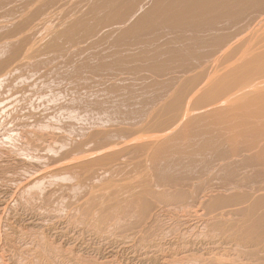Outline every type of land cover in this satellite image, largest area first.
<instances>
[{
    "label": "rangeland",
    "instance_id": "obj_1",
    "mask_svg": "<svg viewBox=\"0 0 264 264\" xmlns=\"http://www.w3.org/2000/svg\"><path fill=\"white\" fill-rule=\"evenodd\" d=\"M4 1V2H3ZM29 0H0V264H264V243L262 241V239H264L261 234L264 232L262 230H264V216L260 215L259 209H264V190H260L259 187L264 185V182L262 180H264V175L262 172V167L260 165V163L257 161H261V159H264V16L261 15L262 17H258L256 18V20L252 23L256 24H252V26H250V28L252 29L253 32L250 31V33H248L249 31H245L244 36L241 39V42L239 43H235L237 44L236 46H234L230 52L226 53L223 52L219 45L220 39L222 38L223 35L227 34L231 29V26L234 23H237L239 20H242L244 18H247L246 15H248V17L251 15L255 14L254 10L261 8L264 3L262 2L263 0H250L249 5H242V6H238L235 7L231 12H227V13H220V14H216L213 15V18H208L206 20V17L203 18L202 20H200L201 22L199 23V26L196 29H192L190 30L189 28H182L179 31H175V32H168L167 35L168 37H172L175 36L177 38H179L180 42L177 44L174 42V45L172 46L171 43H166L164 46L163 44L159 47L158 50H154L155 47L157 46L155 44L151 45L148 47L150 50L147 49L146 44H144V48L141 49L143 47V43H139L140 45L138 46V43H135L139 38L142 41H149L146 38L150 37H146L144 34H148L147 29L149 28L147 27V25L145 26L146 30L145 32L141 33L143 30L142 28L144 27H140L139 28V32L136 31V28H133L135 26L138 27V24L141 20H147L146 23H152L151 20L149 19L154 18L155 20L157 19V15L158 13L156 12V10L159 12V10L161 11L163 9L164 6L159 7V5L164 1L161 0V2H159V0H155L156 2L158 1L157 4H155V7L153 8V6H155L154 4H149L151 3L150 0L145 1L144 2L140 0H136V2H140V4L137 5V7H135V0H112L113 2L115 1L116 6L113 7L112 5L109 6L108 4L106 5V1L108 0H104L105 4L103 6H101L102 2L99 1H95L91 0L89 3H86L84 0H81L83 2L84 5H86V7L84 5L83 8L80 4H82V2L80 0H76L79 1V4L76 3V1L73 3H71V1L69 0L68 3L66 2L67 0H57V4L55 5L56 8L58 6L63 7L64 5L66 7H64V12L66 11H72V12H81L80 17L82 16V18H78L76 19V15L74 13L75 18H73L71 14H64L66 15L63 16L61 13L60 19H59V15L58 14L61 10V8H57L59 11L57 12L58 16H56V10L55 12L54 9L55 6L52 8V6L56 3V0H52V6L49 4L51 3V0H44L45 3H43L42 5L45 6V8H47V14L49 12H51L52 10H50L48 12V7H51V9H53L52 14L53 16L55 15L56 17V24L59 23L60 21V26H58V28L55 26L54 24V17L50 15V18L47 17V14L44 15V12L46 11L42 5L41 7L44 9H41L40 4L35 2V0H30V4L28 3ZM31 1H34L31 2ZM42 1V2H44ZM59 1V4H58ZM65 1L66 3L64 4V2L62 4H60V2ZM89 1V0H88ZM153 1V0H152ZM166 1V2H165ZM165 3H162V5L167 4V2L169 3V0H165ZM39 2V0H38ZM41 2V3H42ZM55 2V3H53ZM99 3V4H95L97 7H95L94 4L92 8H90L89 6L91 5V3ZM134 2V3H133ZM253 2V3H252ZM262 4H261V3ZM32 3V4H31ZM76 3V6H75ZM3 4V5H2ZM39 4V5H38ZM67 4V5H66ZM78 4V5H77ZM89 4V6H87ZM144 4V5H142ZM259 4V5H258ZM58 5V6H57ZM80 5V6H79ZM98 5L100 7H98ZM106 8L109 6L111 8H108V10H113L114 8H116L118 6L117 9H114L115 11L118 10L119 13L116 11H110L109 13H113L115 12V14H109L108 11H106ZM114 5V4H113ZM133 5H135L133 7ZM139 5L141 6V9L137 14L133 13L136 11L135 9L139 7ZM152 5V6H151ZM261 5V7H259ZM48 6V7H46ZM75 6V7H74ZM78 6V7H77ZM122 6L121 8L125 10V14H130V15H126L124 14V16L121 15L120 13V9L119 7ZM147 7V8H144ZM153 8H151V7ZM80 7V8H79ZM106 9L104 11L103 8ZM162 8V9H157V8ZM6 8H8V13L3 15V10H6ZM98 8V10H100V12L95 9ZM100 8V9H99ZM113 8V9H112ZM133 8H134V12H133ZM144 8V10H142ZM88 9V10H87ZM92 9H94V13H92ZM85 10L87 14L85 13ZM98 12H95V11ZM124 10H122V13L124 12ZM147 11V13H145L144 11ZM148 10H153L154 13L150 12L149 17H147L149 14ZM165 10V8H164ZM264 10V9H263ZM38 11H42V14H38ZM84 11V12H83ZM90 11V12H89ZM101 11H103L102 13H106V15L104 14V17L107 21L110 22V15L113 17H117L118 19L114 20L115 17H113V20L116 21L115 25H117L118 22H120L118 25L122 28L119 27L118 29H115V25L112 24L114 23L113 20H111L112 22H110L108 24V22H106V20H104V18L102 16H100ZM142 11L144 12V17H146V19L140 18L137 19L138 22L136 21V19L133 18V16L136 15V18H138L137 15L142 14ZM65 12V13H66ZM71 12V13H72ZM157 14H156V13ZM247 12V13H246ZM254 12V13H253ZM101 13V14H102ZM108 13V14H107ZM118 13V14H117ZM2 14V15H1ZM39 16H38V15ZM98 14V15H97ZM120 14V15H119ZM132 14V15H131ZM41 15L46 16L47 18L45 19V23H48L47 25H44L45 23H42L41 21H43L41 19ZM48 15V16H49ZM78 15V16H79ZM118 15V16H117ZM28 16V17H27ZM32 16L35 18L32 19ZM42 16V17H44ZM64 17L63 19L61 17ZM77 16V17H78ZM100 16V18H98ZM107 16V17H106ZM119 16H121V18H126V22L125 20L122 18H119ZM129 16V17H128ZM30 17V19L32 21L35 22L36 27L38 26V29L33 26V24L31 23L30 20H27V18ZM39 17L40 21H39ZM59 21H58V19ZM68 17V18H67ZM70 17V18H69ZM96 17L98 18V20H96ZM102 17V18H101ZM109 17V18H108ZM139 17H143L142 15H140ZM204 17V16H203ZM228 17V19H227ZM26 18V19H25ZM45 18V17H44ZM67 18V19H66ZM85 21V24L87 21H89L88 26L92 23H94L95 25L98 26L97 30L99 33H97V35L100 34V36H102V33H109L110 30L112 31V29L114 31L113 35L112 33H109L108 35H106L107 37H105V34H103L104 36L100 37L96 35V30H94V24L90 25L91 28H87L86 25L82 22ZM89 18V20H88ZM91 18V20H90ZM94 18V20H92ZM202 18V17H201ZM48 19V20H47ZM55 19V18H54ZM73 19H75L81 26L84 27V31H82L83 33L81 34L80 31L83 30L81 27L80 31L78 32L75 27H69L70 24H74ZM84 19V20H82ZM110 19V20H109ZM133 19L135 21H133ZM154 19L152 21H154ZM261 19V20H260ZM27 20V22H26ZM53 21L51 23V21ZM80 20V21H79ZM82 20V22H81ZM106 22L108 25V28L110 29H105L107 28V25L105 23ZM120 20V21H119ZM140 20V21H139ZM29 21V22H28ZM58 21V22H57ZM118 21V22H117ZM124 21V22H123ZM262 21V23H261ZM24 22V23H23ZM44 22V21H43ZM73 22V23H72ZM91 22V23H90ZM26 23H29V25ZM41 23L43 24L42 26H40V30H39V25H37ZM51 25V27H48ZM78 23H75L76 25H78ZM82 23V24H81ZM135 23V24H134ZM143 24H146L145 21L141 22ZM25 24V28L33 29V27L35 28V30L33 29V32L27 31V29L25 30V32H27L29 34V37H31L29 39L28 34L23 33V35L19 36V38L14 37V35H20L22 34V31H19V29L16 26H21V30L24 27L23 25ZM32 24V25H31ZM64 24H66L67 26H65ZM74 24V25H75ZM134 24V25H133ZM142 24V25H143ZM251 24V23H250ZM257 24H260L259 26ZM13 25V27L11 26ZM16 25V26H15ZM54 25V30L55 32H58L56 35V33H54L52 36H55V38H58L57 36H59L58 39H56L58 42L57 43H65L67 41V43H65V45H59L56 44L55 42V38L52 39L53 37H51L50 34H52L50 32L52 26ZM61 25H64L62 27L64 28H71L70 29V33H68L67 29H61ZM73 25V26H74ZM110 25V26H109ZM113 25V26H112ZM141 25V26H142ZM16 28H15V27ZM28 26V27H27ZM33 26V27H31ZM94 26V27H92ZM96 26V27H97ZM258 26V27H257ZM6 27H8L6 30L7 32L4 33ZM12 27V28H11ZM46 27L48 29H46ZM56 27V28H55ZM61 27V28H60ZM77 27V26H76ZM112 27V28H111ZM256 28L255 30H253L254 28ZM50 28V30H49ZM133 28V29H132ZM3 29V31H2ZM12 31H9L11 30ZM18 31H17V30ZM44 29H46L45 34H44ZM61 29V30H60ZM89 29V30H87ZM105 29V30H104ZM120 29V30H119ZM14 30L16 32H14ZM38 30V31H36ZM43 30V31H41ZM49 30V31H47ZM53 30V31H54ZM76 31V34L73 31ZM94 30V32H92ZM104 30V32H103ZM11 33H9V32ZM64 31L67 32V35L70 34L64 41L62 40V38L64 39L65 37H63V35H61L62 33H64ZM89 31V33L87 32ZM91 31V32H90ZM96 31V32H95ZM108 31V32H105ZM121 31V33H123V36L120 35L118 36V32ZM135 31V33H134ZM18 32V33H17ZM24 32V29H23ZM36 32V34H34ZM37 32L39 33V35L43 36V38L45 36L44 39L37 34ZM50 32L49 37L50 39L54 40V42L52 40L51 45H49L48 48V43L50 44V41L48 42V33ZM62 32V33H60ZM102 32V33H101ZM117 32V33H116ZM133 32V33H132ZM138 32V33H137ZM12 33H16L14 35H12ZM32 33V34H31ZM45 35H43V34ZM79 33V35H78ZM85 33V34H84ZM87 33V34H86ZM96 35L95 37H97L95 39V37L93 36L94 34ZM120 33V34H121ZM26 36H25V35ZM89 34H91L92 36H90ZM135 34V35H133ZM136 34H138L136 36ZM66 35V34H65ZM75 35H76V39H75ZM86 35L88 36V38H85ZM33 36V37H32ZM38 36V37H35ZM62 36V37H61ZM80 37L78 39V41L82 38L84 39V42L79 41V43H77L78 41H74L77 40L78 37ZM85 36V37H84ZM89 36L92 37L90 38L91 42H89ZM115 36V38H114ZM135 36V37H134ZM143 36V39H142ZM148 36H151L150 33L148 34ZM21 37V38H20ZM35 37V38H34ZM72 40H68L71 39ZM74 37V38H73ZM105 37V38H104ZM110 37V38H109ZM113 37V39H112ZM138 37V39H137ZM2 38V39H1ZM25 39V41L27 40V42H24L23 44H21ZM33 38V39H32ZM43 40H42V39ZM145 38V39H144ZM220 38V39H219ZM15 40L16 42L18 40H21V43H14L13 41L11 42V40ZM17 39V40H16ZM29 39V40H28ZM48 39V40H47ZM86 39V41H85ZM94 39V40H93ZM122 39V40H120ZM135 39V41L133 42V40ZM33 40L36 44L37 42V47L36 51L35 50V46L33 47V45L29 44L28 41ZM41 40V42H40ZM62 40V42H61ZM94 42H93V41ZM115 40V42H113ZM172 40V39H171ZM10 41V42H9ZM33 41H31L30 43H32ZM46 41V42H44ZM64 41V42H63ZM70 41V42H69ZM141 41V42H142ZM177 41V40H176ZM43 42V43H42ZM89 42V43H88ZM139 42V40H138ZM13 43L14 45H10L9 44ZM26 43L30 46V49L32 50L31 47H33L34 52H40V53H36L34 57L30 56V53H34L31 52V50L26 46V50L24 49V46L26 45ZM41 43V46L40 44ZM46 43V44H44ZM53 43V44H52ZM54 43L56 45H54ZM75 44L74 47H72L73 45L69 44ZM82 43V44H81ZM97 43V45H96ZM102 43V44H99ZM135 43V44H134ZM25 44V45H24ZM42 44L46 45V46H42ZM66 44H68L66 46ZM81 44V45H80ZM85 44V46L88 48H92L91 50H93L92 52L95 51V49L97 50H101L99 52H94L93 54H98L99 56H101V54H104V58L106 59L107 56H110L105 60V59H99V58H103V54L101 57H99L98 55H94L91 54V51L88 50L85 51V48H82V45ZM117 44V45H116ZM160 45V43H157ZM173 44V43H172ZM179 45V49L177 48V45ZM24 45V46H23ZM53 45V46H52ZM78 45V46H77ZM95 45V46H94ZM137 45V47L135 46ZM142 45V46H141ZM218 45L219 50H218ZM15 46V47H14ZM66 46V47H65ZM81 46V49L84 52V56L88 57H84L82 54H80L78 52V50H80V52L82 51L81 49H79V47ZM19 47V48H18ZM23 47V48H21ZM46 47V48H45ZM51 47V48H50ZM65 47V49H64ZM70 47L73 48L71 49L73 53L69 52L68 48ZM76 47V48H75ZM78 47V50H77ZM166 51H163L165 48ZM174 47V53L172 48ZM217 50H216V48ZM19 50H18V49ZM24 49L26 52H29L28 50H30L29 54H25L21 56L22 58H20V53L17 56V51H21V49ZM213 48V49H212ZM66 49H68L67 53H66ZM162 49V50H161ZM57 54H56V51ZM90 50V49H89ZM97 50V51H98ZM141 50V51H140ZM211 50L212 55H208L209 51ZM214 50V52H213ZM215 50L217 51V53L214 55ZM23 51V50H22ZM21 51V52H22ZM53 51L55 52L53 54ZM65 51V52H64ZM77 51V52H76ZM133 51H135V53H133ZM138 53H137V52ZM219 51V52H218ZM16 52V53H15ZM49 56V60H52L51 56L54 57L55 54L57 56H55L53 58V61H47V59L43 58V53ZM106 55H105V53ZM150 52V53H149ZM155 52V53H153ZM157 52V53H156ZM176 52V53H175ZM208 52V53H206ZM42 53V54H41ZM52 53V54H51ZM70 53V54H69ZM86 53V54H85ZM218 53H222L221 57L224 58L223 56L226 54L225 59L223 60H219L221 59L218 55ZM91 54V56H90ZM150 57L149 58V55ZM158 54L160 57H158ZM161 54V55H160ZM206 54V56H201ZM16 55V56H14ZM33 55V54H32ZM40 57H39V56ZM42 55V57H41ZM76 60H73V57ZM83 57H82V56ZM141 55H145V56H141ZM164 56V58L162 59V57ZM208 55V56H207ZM213 55L215 57H219L218 60L216 62H220L221 63H212V66L217 65L216 67H212V66H208L204 67L207 69L200 68L201 66H207L211 63H208V59L206 58H210V56L213 57ZM218 55V56H217ZM32 59V62L30 59ZM60 56V57H59ZM90 56V57H89ZM98 56V58L96 57ZM152 56L156 57V60H154L152 58ZM162 56V57H161ZM19 57V58H18ZM58 57V58H57ZM93 57V58H91ZM140 57V58H139ZM143 57V58H141ZM202 57V58H201ZM18 58V59H17ZM40 58V59H39ZM72 58V59H71ZM111 58V60H110ZM203 61H207V62H203L201 59H203ZM42 60V66L41 61ZM134 59V60H133ZM145 59V60H144ZM195 61L196 62H191V61ZM200 59V64L198 66V60ZM61 60V61H60ZM73 60V61H72ZM87 62H86V61ZM105 60V61H103ZM143 60V61H141ZM88 61L90 62L89 64H91L93 62V64H91L90 66L93 68H89L88 66H86V64L88 63ZM94 61H96V63H94ZM110 61V62H108ZM112 61V62H111ZM145 61H150L148 63H145ZM39 65H38V63ZM62 62V64H61ZM64 62V64H63ZM66 62V63H65ZM67 62H71L73 64H69L67 67L66 64ZM77 62V63H75ZM86 62V63H84ZM97 62L101 65L100 62H104L102 63V65L104 66L106 64V66L108 67V65L111 67V69L108 71V69L103 70L104 72L107 73V75L110 76V74L112 72L119 70L121 73H123V75L118 74H114L116 75V79L119 77H123V76H127L129 75L132 79L133 82L132 84H130L132 82V80L130 77L126 78L125 76V80H129L130 83L128 82V84L132 85L131 87L135 88V83L136 84H140L142 86V83H146L147 81L153 84H149V83H145L143 84L144 88H140L143 91H145V87L146 90L145 94L143 95H139V99H138V95H136L137 93H141V90H139V92H135L136 88H132L133 90H130V85H127V81L124 80V77L120 80L121 84L124 86H121L120 82L117 80H115V76H113L112 78H110L109 76V80L111 79L112 81L115 80L113 83L118 86L116 83H119L118 88H123L126 87V89H124V91H120V89L118 90V88H113V86H115L111 81L108 82L109 80H107V78L105 79V77H107L106 75H104L102 73V68L103 66H101V70L98 66H96V68L98 67V70L95 69V64H97ZM106 62V63H105ZM108 62V63H107ZM191 62V63H190ZM203 62V63H201ZM37 63V66H34L33 64ZM84 64L83 67L88 69H82L83 67H79V69L81 71L76 72V68L80 65V64ZM150 63V64H149ZM195 63V64H193ZM79 64V65H78ZM148 64V65H146ZM179 64V65H178ZM182 64V65H180ZM190 64V65H189ZM215 64V65H214ZM55 65L57 66L56 68L54 67ZM61 65V67H60ZM75 65V66H72ZM93 65V66H92ZM98 65V64H97ZM133 67H129L132 66ZM154 65H158V66H154ZM195 65V66H194ZM64 69L67 68V71H62L64 69H62L63 67ZM70 66V68H68ZM71 66L76 67L73 68V70L75 69V71H71ZM113 66V68H112ZM115 66V67H114ZM183 66V68H181ZM52 67V70L51 68ZM53 67H54V72H53ZM108 67V68H110ZM121 67V68H120ZM150 67L151 70L149 69ZM155 67V68H154ZM194 71V69H196ZM212 67V68H211ZM60 68V69H59ZM199 68V69H198ZM39 69H41L40 71H38ZM47 70V71H43ZM49 69L53 72H51V76L50 75V71ZM182 69V70H181ZM190 69V70H189ZM192 69V71H191ZM57 70V71H56ZM59 70H61L60 72H58ZM113 70V71H112ZM146 70V71H145ZM43 71V72H42ZM157 74L162 73L160 76L156 74H153L152 76H149L150 73L154 72ZM194 71V72H193ZM211 71V72H210ZM70 73L71 75H66L65 76L61 73ZM110 74H109V73ZM60 73V74H59ZM92 73V74H91ZM97 74L102 73L103 75L99 76ZM125 73V74H124ZM127 73V74H126ZM76 74V75H75ZM93 74L94 76H96L98 78L99 81H101V88L104 92H102L103 97L105 98L109 93V96L111 94L112 97H114V95L116 96L115 99L113 98V100L111 101V106H112V110L109 107H104L102 108L100 106L101 103L104 104V102H110V97H107L106 99L101 98L99 96V90L101 91V88L99 89L100 86H98V88H94L95 91H93L94 89H90V91H88L87 89L83 88L84 85L89 86V85H93L91 86L92 88L96 85H99V81L97 80V78H95V80H97L95 82V80L93 78ZM73 75L77 76V78L73 77ZM79 75L82 79H88V81L90 82H94V83H90L88 84V81H84V84L82 83V79H80L79 81ZM113 75V73H112ZM152 75V74H150ZM156 75V76H155ZM62 77L63 79H61V82L63 80V82H67V85L65 83V85L70 88V91L73 90L74 95H76L77 97L73 96L74 100H71V96L73 95V93L71 94L70 91L68 92L70 95L67 96L66 93V89L69 90L68 88L65 87L64 84H61L60 82H58L59 78ZM90 80L88 77H90ZM149 76V78L147 77ZM167 76V77H166ZM51 77V78H50ZM53 77H55L53 79ZM101 77V79H100ZM102 77H104L105 81ZM137 77V78H135ZM159 83H161L159 85V83L157 82L156 78ZM66 78V79H65ZM135 78V79H134ZM174 78V79H173ZM41 79V80H40ZM57 79V82H56ZM69 79V80H68ZM165 79H169L167 82H171V80H173L174 86L176 84V88H172V83H168L166 86L171 90H169V88L167 89L166 86H164L163 82H165ZM43 80V81H42ZM45 80V83H44ZM66 80V81H65ZM104 80V82L102 81ZM126 82V86L123 83L124 81ZM137 80V81H135ZM140 80H144L142 83H139ZM165 80V81H164ZM42 81V82H40ZM49 84H51V86H49L47 84V87L45 88L44 85L46 86V82ZM60 81V80H59ZM70 83H69V82ZM118 81V82H116ZM155 81V82H154ZM163 81V82H162ZM42 83L44 84L43 86H41L42 84L39 83L37 84L39 87L35 86V84L32 85V83ZM62 82V83H63ZM78 82L80 83L78 84ZM107 82V83H106ZM165 82V83H167ZM58 83V84H57ZM60 83V84H59ZM87 83V84H85ZM105 85H104V84ZM248 83H251L254 85V87H252L253 85H251L250 87L247 88ZM56 84L58 85L57 87L60 88V86H64V89L62 87V89H58L56 86ZM70 84V85H69ZM75 89H73V87ZM74 84V85H73ZM110 84L113 85L111 86L113 89H116L114 91H116V93L112 90L111 87H108ZM149 84V85H148ZM172 84V85H171ZM83 85V86H82ZM82 86V87H81ZM107 86V87H106ZM128 86V87H127ZM138 86V85H136ZM163 87V90L161 87ZM36 87V88H34ZM88 87V88H91ZM140 87V86H139ZM139 87L137 88V90L139 89ZM154 87V88H153ZM179 87V88H178ZM34 88V89H33ZM72 88V89H71ZM121 88V90H122ZM152 88V89H151ZM79 89V91H78ZM97 89H99L97 91ZM161 89L163 91H161ZM62 90V91H60ZM121 92V94H125L123 96V98L127 95H131L134 94L136 95L137 98H135V96L131 97L129 96V98H124L125 100H123L124 102H120L119 99L122 100L121 95H119L120 93L118 91ZM136 90V91H137ZM60 91L61 94L60 95ZM78 91V95L75 94V92ZM128 93H127V92ZM130 91H134V93H131ZM161 92L160 96L157 95L156 93ZM171 92L168 93L169 96L167 97V93L166 92ZM55 94H54V93ZM93 92L92 95H94V97L92 96V100H88L86 98L90 97L91 94L90 93ZM98 94L97 96L98 99H93L95 98L96 94ZM105 92H108V94L105 96ZM147 92V93H146ZM156 92V93H155ZM163 92V94H162ZM167 94L166 96L164 95L165 93ZM176 92V93H175ZM192 94H191V93ZM52 93V94H51ZM59 93V94H58ZM79 93L83 94L85 97V101H89L86 103L85 101V105L87 108H84L85 113H82L79 110V106H83L84 102L81 101V96L79 95ZM115 93V94H114ZM131 93V94H129ZM139 93V94H140ZM143 93V92H142ZM151 93H155L156 95H153ZM183 93V94H182ZM87 94V95H86ZM90 96H89V95ZM148 94L150 96H148ZM159 94V93H158ZM45 95L47 98H43L42 96ZM63 95V96H62ZM101 95V94H100ZM149 97H147V96ZM186 95V96H185ZM189 95H193L191 96V99L189 97ZM41 96V97H40ZM65 97L66 99H62L61 97ZM79 96V97H78ZM96 96V97H97ZM126 96V97H127ZM151 96H156V98L159 96V98L157 99V103L161 102L160 105L156 104V100L154 97ZM38 100H37V98ZM142 99H141V98ZM162 100H161V98ZM184 97V98H183ZM188 99H187V98ZM61 98V99H60ZM67 98H69L72 102V104L77 103L79 105L74 104L73 106H75L76 109H78L80 111V114L78 113L79 118L77 116V110L76 112L73 110V108L71 107V105H69V107H67V103L71 102H67ZM77 98H80V102L79 99L77 101ZM84 98H82L84 100ZM91 98V97H90ZM135 98V99H134ZM151 98V99H150ZM192 98H195V101H197L196 99L198 98L199 101L196 102V106L195 107H191V103L192 102H188V100H192ZM54 99L57 100L55 101L56 104L60 103V100H64L61 101L62 103L56 105L54 102H52V100ZM101 99H104L103 101ZM127 99V100H126ZM129 99V100H128ZM133 100H137V101H132ZM160 99V101H158ZM49 100V104H46V101ZM77 101L74 102L73 101ZM101 101L100 102H97ZM109 100V101H106ZM117 100V101H116ZM119 100V104L117 103ZM150 100H154L151 102V104H153L155 107L153 106H149L152 108H155L153 110H151V113L147 114L146 109H150L148 107L144 108L145 106L151 105ZM180 100V101H179ZM183 100V101H182ZM186 100V102H185ZM41 101V102H40ZM67 103H66V102ZM116 102L114 104V102ZM130 101V102H129ZM139 101V103L137 104V102ZM193 101V102H195ZM205 103V104H203ZM45 102V105H50V103H54L53 105L59 106V105H63V107L65 108V111L71 112L72 110V115L73 113H75L73 116L71 115V113L68 115V117L71 118H67L65 117V115H67L66 113L63 114L65 111L63 110L64 108L61 106H59V108H63L62 110L64 112H60L62 110H60L59 112L57 110H59L58 107L54 108H58L56 109V111H54L55 109H52L53 106L51 105L50 107L46 106L45 108H51L53 110V113L47 108L44 109V111L42 110V108L45 106L43 103ZM79 102V103H78ZM97 102L96 106L98 107V109H100L97 111V113H95L94 111H89L90 109L93 110L92 108H94V110L96 111L97 108L95 109V104L92 106L91 104ZM130 104H129V103ZM133 102V104H132ZM149 102V103H148ZM181 102V103H180ZM190 104L189 109H187L189 111L188 114H186V112H188L185 108V105L187 106V103ZM199 102V104H198ZM202 104H201V103ZM34 104L35 106L36 103L38 104V107H36L35 109L37 110L35 113L32 112L31 113V109L35 106H31L30 104ZM66 106H64L65 104ZM100 103V104H99ZM122 103V104H121ZM124 103H126L127 105H125ZM136 105H135V104ZM142 103H146V104H142ZM184 103V104H183ZM109 104V105H110ZM121 104V106H119ZM142 104L144 107V109H140V105ZM184 106H183V105ZM194 104V103H193ZM203 106H201V105ZM209 104V105H208ZM39 105H42V107L40 108ZM44 105V106H43ZM105 105V104H104ZM102 105V106H104ZM108 105V104H107ZM106 105V106H107ZM108 105V106H109ZM125 105V106H123ZM141 105V106H142ZM183 107H182V106ZM221 107H220V106ZM31 106V107H29ZM77 106V107H76ZM90 106V108H88ZM113 106L118 107L119 108H113ZM128 108H127V107ZM130 106V108H129ZM132 106V109H131ZM200 108H199V107ZM206 106V107H205ZM85 107V106H84ZM92 107V108H91ZM101 107V108H100ZM125 107V108H124ZM179 107H182L180 110L178 109ZM219 107V109L217 108ZM40 108V109H39ZM109 108V110H108ZM151 108V109H152ZM185 108V109H184ZM198 109V111H196ZM217 110H215V109ZM34 109V108H33ZM70 109H72L70 111ZM86 109L87 112L89 111V113H94V117L92 116L93 114H86ZM102 109V110H101ZM103 109H104V113H103ZM121 109V110H120ZM127 110V113L129 115L127 116H123L125 115V112ZM129 109H131V111H133L132 114H130ZM196 109V110H195ZM42 110V111H41ZM49 110V111H47ZM83 110V112H84ZM108 110V111H105ZM111 110V111H110ZM118 111V113H116ZM145 110L144 112L146 113H142V111ZM155 110V113H153L154 115H152V112ZM182 110V111H181ZM185 110V111H183ZM195 110V111H193ZM207 110V111H206ZM46 111V112H45ZM78 111V112H79ZM102 111V112H101ZM110 111V112H109ZM115 111V116L113 118V113ZM178 111L181 112L182 114H178ZM203 111V112H202ZM57 112V113H56ZM98 112H99V117H98ZM109 112V113H107ZM150 112V110L148 111ZM194 112V113H193ZM200 114H199V113ZM202 112V113H201ZM61 113V114H60ZM106 113V114H105ZM120 113V117H124V118H119L117 117ZM124 113V114H123ZM141 113V114H140ZM204 113V114H203ZM207 113V114H206ZM35 114V115H34ZM63 115L66 119H64V117H62V121L59 120V115ZM122 114V115H121ZM134 114V115H133ZM139 114L142 115L146 120L148 121V115L152 116L151 118L154 119L151 121V118L149 119L148 122H143V117H141L140 121H142V123L139 122L136 123L137 125H134L136 128H132L130 126H133V123L136 121L138 122ZM147 114V115H146ZM151 114V115H150ZM176 114H178L176 116ZM76 115V116H75ZM130 115H133L129 118ZM146 115V117H145ZM51 116V117H49ZM58 116L59 118L55 117ZM82 116V117H81ZM89 116H91L92 118H90ZM176 116V117H175ZM191 116L196 117L194 119V117L192 118ZM33 117V118H32ZM42 117V118H40ZM83 117L85 119H83ZM95 117L96 120H95ZM137 117V118H136ZM179 118V119H175V118ZM187 117H191L192 119L188 120V121H183V119L186 120ZM36 118V119H35ZM50 118V119H48ZM80 119L82 122L83 120H86V118H90V120L92 119V122L87 119L90 123V125H84L81 124L80 120L79 122L77 121L78 119ZM124 120L125 118H127V121L129 119V121L127 122L128 124H130V122H132L129 125H126V122L124 120L123 125H121L122 123L118 122L119 120ZM53 119V120H52ZM75 120L73 123L70 122L71 120ZM83 119V120H82ZM101 119V120H100ZM136 119V120H135ZM174 119V120H173ZM181 120V122L178 123L177 120ZM61 122L59 123L58 122ZM65 120V121H64ZM67 120V121H66ZM116 120V121H114ZM132 120V121H130ZM175 120L177 122H175ZM64 121V122H63ZM97 121V123H96ZM113 121V122H112ZM151 121V122H150ZM51 122V123H50ZM57 122V123H56ZM67 122V123H66ZM119 123L120 126H118L117 124H112V123ZM122 122V121H121ZM150 122V123H149ZM184 122V123H182ZM125 123V125H124ZM147 123V124H146ZM178 123V125H177ZM186 123V124H185ZM67 124L69 127V124L71 126V131L70 129H67ZM72 124V125H71ZM75 124V125H73ZM135 124V123H134ZM141 124V125H140ZM180 124V125H179ZM189 124V125H188ZM62 127H61V126ZM82 125L89 127V129H87L86 127V131L84 130V134L81 136H75L78 132L80 133L79 129H82L84 127H82ZM76 126V128L74 127ZM81 126L82 128L78 127ZM110 126V127H109ZM125 126V127H124ZM138 126V127H137ZM177 126V127H176ZM122 127V128H121ZM127 127V128H126ZM60 128V129H59ZM65 128V129H64ZM78 128V129H77ZM121 128V129H120ZM132 128V129H130ZM63 129V131H62ZM77 129L78 132H76L75 135L74 132ZM107 129V130H106ZM117 129V130H116ZM125 129V130H124ZM130 129V131H129ZM137 129V130H136ZM114 130V134L113 136L116 138H111L112 134L109 133H113ZM133 130V131H132ZM228 130L230 133L229 137H234L236 134V136L238 135V133L240 134L239 137L243 140H247L249 142V144L246 142V145L248 144V149L249 150H242L241 149V153L238 152V150H240L239 148L235 150V154L241 155L239 156L243 161H245L247 159V155L244 157L243 155L246 153L248 154V157L250 159V154L252 155V153L255 152V154H257L258 156L260 155V157H257V155H255V158L257 159L256 163H254V161H251V168H249L248 170L250 171H246V169L241 172L243 173V175L239 172L242 169V165L245 166L246 164H249L250 162H247V160L245 161L246 164L244 165L240 160H238V158L236 159V157L238 155L232 154L231 149L235 148L233 147L234 142H236L235 140L232 143H229L230 145L232 144V146H230L229 149L224 143L230 142V139L227 136V131ZM65 131V132H64ZM226 132V133H222V132ZM55 134H60L62 135V132H64L63 134L65 135L64 139H67L66 141H64L65 143H63V136L62 138L60 137L61 135L58 134V136H55V139L51 138V136ZM73 132V133H72ZM231 132L233 134H231ZM65 133H68V137ZM78 133V135H80ZM81 133L82 130H81ZM129 133V135H128ZM132 133V134H131ZM221 133V134H220ZM52 134V135H51ZM109 134V135H108ZM131 134V135H130ZM50 135V138H48ZM107 135V137H106ZM221 135V136H220ZM225 135V136H224ZM234 135V136H231ZM110 136V137H109ZM189 136V137H188ZM84 137V139H83ZM210 139H209V138ZM215 138V141L213 142ZM229 141H225L226 138ZM238 137V136H237ZM235 138L237 140V144L238 142H240L241 139L239 138ZM185 139V140H184ZM217 139H222V142H220ZM239 139V141H238ZM82 140V141H81ZM109 140V141H108ZM111 140V141H110ZM115 140V141H114ZM183 142H182V141ZM200 140V141H199ZM217 140V141H216ZM256 143L257 141L260 143V145H254V143L252 144L253 141ZM91 141V142H90ZM218 143V146L215 145ZM224 141V142H223ZM251 141V142H250ZM86 142V143H85ZM209 142V143H208ZM216 142V143H215ZM85 143V145L83 144ZM183 143V144H182ZM201 143V144H200ZM214 143V144H213ZM222 143V145H220ZM242 143V144H243ZM65 147L72 144V147L68 146L67 149ZM81 144V145H80ZM228 144V143H227ZM236 144V145H237ZM262 144V145H261ZM190 145V146H189ZM213 145H215L213 147ZM235 145V146H236ZM239 145V144H238ZM237 145V147H238ZM241 145V144H240ZM245 145V146H246ZM63 146V147H61ZM203 146V147H202ZM218 147V149H220L223 151V148H228L229 151H231L229 153H226L227 150H225L226 152L224 153V151L222 153L219 152V150L216 148ZM225 146V147H224ZM242 146V145H241ZM244 146V145H243ZM49 147V148H48ZM52 149H51V148ZM181 147V148H180ZM191 147H193V149H190ZM178 148V149H177ZM199 148V149H198ZM215 148V149H214ZM241 148V147H240ZM243 148V147H242ZM51 149V150H50ZM187 149V151L191 152L190 154L187 153V151H185ZM190 149V150H189ZM211 149V150H210ZM232 149V150H233ZM246 149V147H245ZM50 150V152H52V154H50V152L48 151ZM54 150V151H53ZM184 151V155L186 156L187 160H189L190 158H188L189 156L193 157V159L196 161L198 160L200 162V159L204 158L205 163H202V165H207L208 168L206 171L208 172L209 168L213 169V172H211V170H209L208 174H206L207 176L205 177L204 174L206 173V171H204L202 167V165L200 163V165H198L197 163L195 164L193 159L190 160L189 163L190 167L188 166V161L186 162L185 160V156L183 154L180 155V153H182V151ZM195 150H197L195 152ZM207 150V151H206ZM209 150V151H208ZM216 150L217 153H214V151ZM206 151V152H205ZM245 151V152H244ZM249 151V152H248ZM178 152V153H177ZM180 152V153H179ZM186 152V154H185ZM194 152V153H193ZM214 153L216 154H221L227 158L230 155H235L232 156L233 160H238L239 162L236 163V161H234L232 163V158L229 157V159L227 158V160H224L225 158H223L222 156L218 157L219 159H222L221 161L215 157V155L213 154L214 158H212V154L210 155V153ZM248 152V153H247ZM262 154H261V153ZM203 154V155H202ZM225 154L227 155V157L225 156ZM179 155V156H178ZM182 155L184 156V163H188L187 168L185 169L182 164L181 166H183L182 168L185 169L183 170V172H190L192 173V168L191 167L193 164L195 165V167L198 171L197 176L195 175L197 171H195L194 173H192L190 175V177H192L190 179V177L188 176L187 179V175H189L190 173H184L181 170V166H179L180 164L177 163V161H181V159L179 157H182ZM188 155V156H187ZM205 155V156H204ZM202 158H201V157ZM210 156V158H209ZM254 156V155H252ZM251 156V157H252ZM262 156V157H261ZM196 157V159H195ZM183 158V157H182ZM199 158V159H198ZM208 158V159H206ZM245 158V160H244ZM253 158V157H252ZM254 158V159H255ZM178 159V160H177ZM210 159V161H209ZM255 159V160H256ZM213 160H217V162L213 161ZM227 161L232 166V168H230L227 164H225V167L227 168V170H229L228 168H230V170H232L231 172L233 174H235V172L238 174H241L242 176L246 175L244 174L245 172H247V174L249 173L248 178L251 180L250 181L247 176H245V178H242V176H237L236 174L233 175L230 171H228V173L225 171V167L222 166L223 165V161ZM251 160V159H250ZM175 161V162H174ZM193 163H192V162ZM197 161V162H198ZM203 161V160H202ZM214 163H213V162ZM181 161V163H183ZM208 162V164L212 163V166H214L213 164H215V166L213 168H211L212 166L206 164ZM211 162V163H210ZM222 166L224 168V171L222 170L223 168L219 166ZM244 162V163H245ZM177 163V164H176ZM180 163V162H179ZM219 166L218 169H215L217 166ZM237 164V165H236ZM241 167L240 170L237 171V169H239V165ZM242 164V165H241ZM227 165V166H226ZM238 167L236 169L235 166ZM198 166V167H197ZM200 166V167H199ZM204 166V168H205ZM210 166V167H209ZM247 167V165L245 166ZM249 167V165H248ZM247 167V168H248ZM180 168V169H179ZM191 168V169H188ZM203 169V173L201 171V169ZM205 168V169H206ZM222 168V169H220ZM220 171L222 172H226V174L228 175L229 172L231 174H229V176H225L224 174H222V172L218 173V174H213V173H217ZM253 169H256L255 173L258 171V176L256 175V178L261 177L256 179L255 176H251L252 173H254V171L252 172ZM177 170V171H176ZM181 170V171H180ZM190 170V171H187ZM215 170V172H214ZM218 170V171H217ZM203 174H201L200 173ZM235 171V172H233ZM242 171V170H241ZM180 172L182 177H184L183 175H185V179H187L188 181H186L185 183V179L182 178V180L184 181L185 185L189 182V185L187 184L186 186L183 185L181 182L179 183V180L182 181L181 179H179L180 177ZM252 172V173H251ZM260 172V173H259ZM212 173V174H209ZM254 173V174H255ZM221 174V175H220ZM194 175V177H193ZM210 175V176H209ZM213 179H216L218 177L221 178V176L224 175V180L222 179V181H225L226 179L230 180V182L228 183H215L216 180L213 181V179L211 178V180L207 177H211ZM215 175V176H214ZM215 178H214V177ZM238 178H236V177ZM165 177V178H164ZM175 177V179H174ZM203 178V179H200ZM204 177L212 183H215V186H213L214 184L211 185V183H207V180L204 179ZM236 179H235V178ZM241 177V178H240ZM167 178H170L167 181ZM219 178V179H220ZM169 182L172 179L175 180V182H172V184H167L164 182ZM179 179V180H178ZM194 180L193 182H191V180ZM200 179V180H199ZM220 179V180H221ZM237 179H245L246 182L249 183V185L245 182L242 184L240 181H238ZM254 179V180H253ZM172 180V181H173ZM204 182H203V181ZM206 180V183H205ZM218 180V179H217ZM238 181V184L236 183V181ZM249 180V181H247ZM154 182V185L152 182ZM161 181L164 182V184L161 183ZM178 183H177V182ZM196 181V183H194ZM198 181H201V186L199 185V183H197ZM219 181V180H218ZM217 181V182H218ZM262 181V182H261ZM151 182V183H150ZM242 186H241V184ZM260 182V183H259ZM148 183V184H147ZM161 183V184H160ZM171 183V182H170ZM173 183H177L176 185ZM192 183V185L190 184ZM203 183L211 185L209 186L210 189L211 187L215 190H211L208 189L209 187H207V185H203ZM230 183V184H229ZM156 184V185H155ZM167 185H174L172 187H174L173 189L170 187V189H168V191L170 192L171 189L174 191H177L173 194H167L169 193L168 191H164L167 192L165 193V197L161 196V200H160V196L158 194H163V185H165V187ZM195 184V185H194ZM224 184V186H223ZM229 184V185H228ZM232 184V185H231ZM263 184V185H262ZM144 185V187H143ZM147 185V186H145ZM151 185H153L154 187H152ZM159 188L157 190L161 191V192H157L158 194V198L156 193H154L153 190H156V187ZM162 185V186H161ZM181 187V190H179V186ZM203 185V187H202ZM222 185V186H220ZM228 186V188L226 186ZM239 187H243L242 189L238 188ZM259 185V187H258ZM151 186V187H150ZM177 186L179 187L177 189ZM184 186V187H182ZM192 186L191 187H188ZM199 186V188L201 187V189L204 191V193H201V191H195L197 189V187ZM232 186V187H231ZM147 187V188H146ZM149 187V188H148ZM193 187L195 189H193ZM207 189H205V188ZM221 187V188H220ZM226 187V188H225ZM146 188V189H145ZM151 189V193L150 191L148 192V190ZM155 188V189H154ZM205 190H203V189ZM231 188V189H229ZM141 189V190H140ZM177 189V190H176ZM190 190L188 192V190ZM224 189V190H223ZM229 192H233L232 194H234L233 196H231L233 198L234 201L231 200V197L228 196V194H230L229 192H227V190ZM240 189V193L238 194V190ZM179 190V191H178ZM223 190L226 191L227 193V197L225 198L224 202L222 200V196H224L223 192L221 191ZM232 190V191H231ZM140 191V192H139ZM143 191V192H142ZM153 191V192H152ZM173 191V192H174ZM192 191V194L190 196H192V200L189 201L190 203H188V199H191V197H188V194H190ZM194 191L196 193H194ZM206 191V192H205ZM208 191V192H207ZM214 191V192H213ZM122 192V196L127 197V196H131L130 200H134V201H129L130 203L126 202L125 205V209L123 208L124 205V200L122 196H120V193ZM145 192V194H143ZM184 192L185 196L187 195L188 199L185 200V196H184ZM210 192H212L211 194L214 195L212 197V195L210 194ZM259 192V193H258ZM124 193V195H123ZM141 193V194H140ZM150 193V194H149ZM188 193V194H187ZM194 193V194H193ZM209 193V194H208ZM225 193V192H224ZM262 194L260 195L261 197H258V194ZM128 194V195H126ZM133 194V197H132ZM140 194V195H139ZM160 194V195H161ZM200 194L198 197H194V195ZM202 194V195H201ZM206 195V198H203L204 195ZM126 195V196H125ZM145 195V196H144ZM153 197H152V196ZM155 195V196H154ZM211 195V196H210ZM216 195V196H215ZM238 195V196H236ZM248 195V197H246ZM118 196H120L123 199V202L119 203L120 200H122L120 197L117 198ZM171 198H170V197ZM202 196V197H201ZM208 196V197H207ZM212 197V198H209ZM114 197H116L117 200H113ZM152 197V198H151ZM171 201H170V199ZM186 197V198H187ZM194 197V199H193ZM217 200V203L221 202L220 204V208L217 211V208L214 209L213 207H216L215 205L211 206L210 204V199L213 202V199ZM222 197V198H221ZM229 197L230 202H228L229 200H227V198ZM236 197V198H235ZM244 197H246L245 199H243ZM157 198V200H156ZM164 198V199H163ZM165 198L169 199L166 201L167 202H163L165 201ZM196 198V199H195ZM195 203V200H197ZM204 199V203H201L202 201L199 199ZM209 198V200H208ZM119 199V201H118ZM129 199V197L127 198ZM206 199L208 201H206ZM240 199V200H239ZM159 200V201H158ZM194 200V201H193ZM214 200V204L215 201ZM245 200V201H244ZM108 201V202H107ZM111 201L110 204H114L115 201V205L119 207L114 208L115 205L112 206V208L117 209L115 211V213L111 212V205L109 204V202ZM118 201V204L117 202ZM127 201V200H126ZM162 201V202H161ZM170 201V202H168ZM186 201V203H185ZM193 201V202H192ZM201 201V202H200ZM209 204H206V202ZM219 201V202H218ZM244 201V202H243ZM102 202V204L100 203ZM104 202L106 204H104ZM162 206H160V204ZM200 204H198V203ZM228 202V203H227ZM239 202V203H238ZM164 203V204H163ZM167 203L168 206L165 204ZM171 203H173L174 205H172ZM229 204L228 206H226L225 204ZM253 203V205H252ZM254 203H257V205H255ZM104 204V205H103ZM108 204H109V208L111 211H109L108 208ZM123 204V205H122ZM129 204V206H128ZM156 204V205H155ZM169 204H171L172 206H169ZM186 204V205H185ZM205 204L206 206L209 205L210 207H207V214L212 210V212L214 213L216 211V213H219V210H221L222 212H226V211H230L226 212L225 214L220 212L219 214H223V216L221 215H215L214 217H212L211 215H207L206 212H204V208L205 205L203 206V208L201 207V205ZM249 204V205H248ZM103 205V207L101 206ZM106 205V207H105ZM122 208H120L121 206ZM165 205V206H164ZM188 205V208H187ZM194 205V206H193ZM197 205H199L200 207H196ZM217 205V207L219 206ZM225 205V206H224ZM252 205V206H251ZM255 205V206H254ZM258 205H261V207H259ZM128 206V208H126ZM168 208H167V207ZM256 206L258 207V211H256L257 209H255V211H253V209H251L252 207ZM263 206V208H262ZM105 207V209H104ZM164 207V208H163ZM171 207V208H170ZM212 207V208H211ZM226 207V208H225ZM157 208V209H156ZM159 208V209H158ZM195 208V209H194ZM208 208H211L210 210ZM107 209V210H106ZM166 209V211H165ZM223 209V210H222ZM250 209V210H249ZM128 210V211H127ZM200 211L199 213L202 214V216H206V217H202L198 211ZM203 210V211H202ZM209 210V211H208ZM197 211V212H196ZM202 211V212H201ZM111 212V213H110ZM205 214H204V213ZM211 212V213H212ZM253 212V213H252ZM229 216H228V214ZM262 214H264V210L261 211ZM151 214V215H150ZM155 214V215H154ZM259 214V215H258ZM200 215V216H199ZM257 215V216H256ZM156 216V217H155ZM210 217V218H209ZM218 217V218H217ZM220 217V218H219ZM228 217V218H227ZM155 218V219H154ZM201 218L203 220H201ZM225 218V219H224ZM206 219V220H205ZM209 219H211V221L214 223V220H218L214 223L213 226L211 225H207V226H203L205 224H203L204 221H207L206 223H209ZM214 219V220H212ZM225 220H227L225 222ZM146 222V223H145ZM212 222H210V224H213ZM219 222V223H218ZM223 222V223H222ZM205 223V222H204ZM222 223V224H221ZM262 225V227H261ZM207 227V228H206ZM261 229V232H260ZM261 234H260V233ZM257 233V237L256 234ZM240 235V236H239ZM243 235V236H242ZM251 235V237H250ZM255 235V236H252ZM262 236V238H260V242H258L259 244L261 243V245H259L255 239H257V241H259V236ZM264 235V233H263ZM260 236V237H261ZM244 237V238H243ZM252 237H255L254 240ZM252 238V243L250 242ZM242 239V240H241ZM239 240L241 242H239ZM243 241V242H242ZM256 243V246H260V247H256L254 244V242ZM264 241V240H263ZM249 245H248V244ZM251 244V245H250ZM258 244V245H257ZM263 244V245H262ZM253 245V246H252ZM255 247V248H254ZM257 248V249H256ZM254 249V250H251ZM262 249V250H261ZM256 251V252H254Z\"/></svg>",
    "mask_w": 264,
    "mask_h": 264
},
{
    "label": "bare ground",
    "instance_id": "obj_2",
    "mask_svg": "<svg viewBox=\"0 0 264 264\" xmlns=\"http://www.w3.org/2000/svg\"><path fill=\"white\" fill-rule=\"evenodd\" d=\"M42 1H44V0H39V2H38V0H35L36 4H37V3L40 4V7H41V5H42L43 3H45V1H44V2H42ZM59 1H61V0H59ZM59 1H58V4H59ZM68 1H69V0H67L66 2L68 3ZM70 1H71V0H70ZM72 1H73V3H72ZM72 1H71V3L74 4V2H75L76 0H75V1L72 0ZM80 1H81V0H80ZM84 1L86 2V0H84ZM90 1H91V0H89V1L87 0L86 3H89ZM95 1H99V2H101L102 0H101V1H100V0H94V2H95ZM133 1H134V0H133ZM140 1H141V0H140ZM142 1L144 2V0H142ZM142 1H141V3H142ZM145 1L148 2V0H145ZM150 1H151V3H149ZM150 1L148 2L149 4H154V3L156 2L155 0H153V1L150 0ZM154 1H155V2H154ZM164 1H165V0H164ZM164 1H163L162 3H165V2H166V1H165V2H164ZM167 1H168V0H167ZM3 2H4V1H3ZM29 2H30V0L28 1V3H29ZM31 2L34 3V1H31ZM41 2H42V3H41ZM55 2H56V3H55ZM55 2H53V3H55V4L52 6V5H51V4H52V0H51V3L49 4V6L51 5L52 8H53V7L57 4V0H56ZM63 2H64V4L66 3L65 1H62V2H60V4H62ZM81 2H82V1H81ZM94 2L91 3L90 6H89V4H90V3H89L87 6H89L90 8H92V7H93L92 4H94V5H95V4H96V5L99 4V3H97V2H96V3H94ZM102 2H104V3H101V4H102L101 6H103V5L105 4V1H104V0H103ZM159 2H161V0H159ZM253 2H254V0H253ZM253 2H252V3H253ZM262 2L264 3V0H263ZM69 3H70V2H69ZM69 3H68V4H69ZM76 3L79 4V1H76ZM76 3H75V6H76ZM115 3H116V2H115V1L113 2L112 0H108V1H106V5H107V4H108L109 6L112 5L113 7L116 6ZM133 3H134V2H133ZM141 3H140L139 1L136 2V0H135V5H136V6L133 5V7H134V6L137 7L138 4L141 5ZM144 3H145V2H144ZM157 3H158V1H157L155 4H157ZM162 3L159 5V7H162V6H164V7H163V9L158 7V8H157L158 10H159V9H162L161 11L159 10V12L156 10V7H157V6H156L155 4H154L155 6H153V8L155 7L156 12L158 13V15H157V19H156V20H155L154 18H151V17H150L149 19H152V20L154 19V21L151 20L152 23H146V21H148V19H147V20H141V21L139 20L140 22H139V24H138V27H137V26L133 27V28H136V31H138L140 27H141V28L144 27V28H142L143 31L141 32V33H143V32L146 31V30H144V29H146L145 26L147 25V27L149 28V25L151 24V25H150V28L147 29V31H148L147 33H148V34L150 33L151 36H148V34H144L146 37H150V39H149V38H146V39H148L149 41H142L140 38L138 39V37H137V39L139 40V42H138V40L135 42V43H138V44H137L138 46H139L141 43H143V44H142L143 47H142L141 49L144 48V44H146L148 50L151 49V48H150V49L148 48V47L150 46V44H151V45H153V44L157 45V46H154V45H153V46L155 47L154 50H156V49L158 50V48H159L163 43H164V44H163L164 46H166V45H165L166 43H169V42H172V41H175V43L178 44V43L180 42V41H179L180 39L177 38V37H175V36H172V37L169 36V37H168V35H167L168 32L179 31V30H181V29L184 28V27L189 28L190 30H192V29H196V28L199 26V23L201 22L200 20H202L203 18L206 17V20H207L208 18H213V17H214L213 15L220 14V13L231 12L235 7L242 6V5H246V4L249 5L250 0H169V3L167 2V4H165V5H162ZM260 3H261V2H260ZM29 4H30V3H29ZM31 4H32V3H31ZM39 4H38V5H39ZM64 4H62V5H64ZM78 4H77V5H78ZM113 4H114V5H113ZM250 4H251V3H250ZM261 4H262V3H261ZM2 5H3V4H2ZM66 5H67V4H66ZM80 5H81V6L84 5L83 2H82V4H80ZM80 5H79V6H80ZM96 5H95V7H97ZM106 5H105V8H106ZM140 5H139L138 8L135 9V10H136L135 12H134V8H133V12H134L133 15H134V14H137V12L141 9V6H140ZM142 5H144V4H142ZM258 5H259V4H258ZM43 6H44V5H42V7H43ZM57 6H58V5H57ZM75 6H74V7H75ZM84 6L86 7V5H84ZM109 6L106 8L107 10L103 8L104 6L101 7V8H103L104 11H105V10L108 11V13H109L110 11H113L114 9H117V8H118V6H117V7L114 8V9L112 8L113 10H110V11H109L108 8H111V7H109ZM151 6H152V5H151ZM151 6H150V7H151ZM42 7H41V9H39V10H42V9L44 8V9L46 10V11L44 12V15L47 14V8H45V6H44L43 8H42ZM46 7H48V6H46ZM64 7H66V6L64 5L63 7H60V6L57 7L58 9H59V8H61V10L63 9L62 11H60V12L58 13V14H60L59 16H58V14H57V12H58L59 10L56 8V6H55L56 9H54V11H53V9H51V7H48V9H49L48 12H49L50 10H52L53 12H55V10H56V13H55V14H56V16L59 17V19H60V16H61V13H62V12H63L62 15L65 16V17H66V15L71 14V15H73L72 17L75 18L74 13H75V15H76V19H78V18L80 17L81 12H80V13L78 12V15L80 14L79 16L77 15V12H72V11H69V10H68L67 12L65 11V12H66V13H65V12H64ZM77 7H78V6H77ZM98 7H100V6L98 5ZM121 7H122V6L119 7V9L121 10L120 13H121L122 16H124V14H125V10L122 9ZM259 7H261V5H260ZM79 8H80V7H79ZM82 8H83V6H82ZM144 8H147V7L144 6ZM144 8H143L142 10H144ZM151 8H152V7H151ZM153 8H152V9H153ZM164 8H165V10H164ZM44 9H43V10H44ZM95 9L98 10V8H95ZM99 9H100V8H99ZM147 9H148V8H147ZM263 9H264V5H263L261 8L257 9V10L255 9V10H254V12L256 11L255 14L251 15V13H252V12H251L249 17H248V15H249V14H248V15H246L247 18H244V19H242V20H239L237 23H234V24L231 26V29L228 30L229 32H228L227 34L223 35L221 39L219 38V39H220L219 45H220L221 47L218 45V47H217L218 50H219V47H220L221 49H223V50H222V53H223V52H226V53L230 52V50H231L234 46L237 45V44H235V43H239V42H241V39H242V37L244 36L245 31H247V30H248V31L251 30V32H253L252 29H251L252 27L250 28V26H252V24H254V23H252V22H254V21L256 20V18H258V17L261 18V17H262L261 15L264 16V10H263ZM87 10H88V9H87ZM93 10H94V9H92V11H93ZM97 10H96L95 12H98V11L100 12V10H102V9H100V10H98V11H97ZM122 10H124L123 13H122ZM4 11H5L6 13H5ZM52 11L49 12V13L47 14V17H48V18H50V15H49V14H52ZM106 11H105V12H106ZM114 11H115V10H114ZM116 11L119 13L118 10H116ZM116 11H115V12H116ZM151 11H152V12H151ZM41 12H42V11H41ZM41 12L38 11V14H39V13L42 14ZM71 12H72V13H71ZM83 12H84V11H83ZM89 12H90V11H89ZM99 12H98V13H99ZM102 12H103V11H101V13H102ZM115 12H113V13L115 14ZM144 12L147 13L146 10H145ZM144 12L142 11V14H140V15H142L143 17H139L140 15H137L138 18H136V15H135V16H133V18L136 19L137 22H138L137 19H140V18L146 19V17H144V16H145V15H144ZM148 12H149V14H147V15H148L147 17H149L150 12H151V13H154L153 10H150V11L148 10ZM156 12H155V13H156ZM254 12H253V13H254ZM2 13H3V15L1 14L2 16H4V13L7 14V13H8V8H6V10H3ZM67 13H68V14H67ZM85 13H87L86 10H85ZM90 13H91V12H90ZM90 13H87V14L90 15ZM92 13H94V11H93ZM101 13H100V16L103 15L102 17L104 18V20H106L105 17H104V14L106 15V13H104V14H103V13L101 14ZM108 13H107V14H108ZM113 13H109V14H112V15H113ZM118 13H117V14H118ZM138 13H141V12H138ZM157 13H156V14H157ZM246 13H247V12H246ZM38 14H37V15H38ZM53 14H54V13H53ZM53 14L51 15V17L53 16ZM64 14H66V15H64ZM44 15H41V19L43 18L42 20L44 21V22L41 21L42 23H45V21H46L45 19L47 18V17L44 16ZM48 15H49V16H48ZM94 15H95V13H94ZM97 15H98V14H97ZM119 15H120V14H119ZM125 15H126V14H125ZM127 15H130V14H127ZM127 15H126V17H127ZM131 15H132V14H131ZM38 16H39V15H38ZM42 16H44L45 18L42 17ZM63 16L61 17L62 19L64 18ZM68 16H69V15H68ZM77 16H78V17H77ZM100 16H99L98 18H100ZM115 16H116V15H115ZM115 16H113V17H115ZM117 16H118V15H117ZM203 16H204V17H203ZM0 17H1V16H0ZM27 17H28V16H27ZM27 17H26V18H27ZM53 17H54L55 19H54V18H53V19L50 18V19H51V20H54V24H55V26L58 28V26H60V21H59V19H58V17H57V19H58V21H59V23H58L59 25L56 24V23H55V22H56V17H55V15H54ZM102 17H101V18H102ZM106 17H107V16H106ZM113 17L110 15V19H111V20H113ZM128 17H129V16H128ZM201 17H202V18H201ZM26 18H25V19H26ZM33 18H34V17L32 16V19H33ZM37 18H39V17H37ZM67 18H68V17H67ZM67 18H66V19H67ZM69 18H70V17H69ZM80 18H82V16H81ZM98 18L96 17V20H98ZM108 18H109V17H108ZM119 18H121V16H119ZM122 18H123V17H122ZM122 18H121V19H122ZM262 18H263V17H262ZM34 19H35V18H34ZM84 19H85V18H84ZM84 19H82V20H84ZM110 19H109V20H110ZM116 19H118V18L115 17L114 20H116ZM123 19L125 20L126 18H123ZM134 19H133V21H135ZM227 19H228V17H227ZM258 19H259V18H258ZM27 20H30L31 23L33 22V23H34V24L32 23L33 26L36 27L35 22L32 21V20L30 19V17L27 18ZM27 20H26V22H27ZM47 20H48V19H47ZM51 20H50V21H51ZM60 20H61V19H60ZM74 20H75V19H73V22H74ZM82 20H81V22H82ZM88 20H89V18H88ZM90 20H91V18H90ZM92 20H94V18H93ZM99 20H100V19H99ZM99 20H98V21H99ZM111 20H110V22H112ZM114 20H113L114 23H112V24L115 25V22H116V21H114ZM126 20H127V19H126ZM126 20H125V22H126ZM260 20H261V19H260ZM262 20H264V19H262ZM39 21H40V18H39ZM58 21H57V22H58ZM77 21H78V20H77ZM77 21L75 20L74 24H75V23H78ZM79 21H80V20H79ZM85 21H86V19H85L84 22H82V23L85 24ZM101 21H103V20H101ZM119 21H120V20H119ZM136 21H135V22H136ZM143 21H145L146 24L141 23V22H143ZM257 21H258V20H256V23H257ZM28 22H29V21H28ZM46 22H48V21H46ZM52 22H53V21H51V23H52ZM73 22H72V23H73ZM106 22H108V24L110 23V22L107 21V20H106ZM106 22H105V23H106ZM117 22H118V21H117ZM123 22H124V21H123ZM137 22H136V23H137ZM23 23H24V22H23ZM42 23H41V25L37 23V25H39V30H40V26L43 25ZM79 23H80V22H79ZM79 23H78V25H76V24H75V25H74V24L71 25V24H70V26H69V25H68V26H69V27H72V28L75 27L76 29H78L79 27H81V26L83 25V24L81 23L82 25L79 26V25H80ZM88 23H89V21L86 22V24H85L86 27H87V28H91L90 25H91L92 23L90 22L91 24H90L89 26H88ZM103 23H104V21H103ZM105 23H104V25H105ZM119 23H120V22H118L117 25H115V27H116V26H119V25H120ZM250 23H251V24H250ZM261 23H262V21H261ZM27 24L29 25V23H26V25H27ZM32 24H31V25H32ZM47 24H48V23H45L44 25H47ZM93 24H94V23H93ZM93 24H92V25H93ZM110 24H111V23H110ZM118 24H119V25H118ZM134 24H135V23H134ZM134 24H133V25H134ZM142 24H143V25H142ZM22 25H23V24H22ZM49 25H50V23H49ZM57 25H58V26H57ZM64 25L67 26L66 24H64ZM64 25H61V27L64 26ZM73 25H74V26H73ZM106 25H107V23H106ZM141 25H142V26H141ZM144 25H145V26H144ZM254 25H256V24H254ZM257 25L259 26L260 24H257ZM11 26L13 27V25H11ZM15 26H16V25H15ZM15 26H14V27H15ZM23 26H24V27L22 28V30H21V26H19V27L16 26V27L19 29V31H22V32H21L22 34H20V35H19V34H18V35H14V34H16V33H12V35H14V37L17 36V37L19 38V36L23 35V33L28 34L27 32H25V30L27 29V28H25V24H24ZM33 26H31V27H33ZM68 26H67V27H68ZM76 26H77V27H76ZM94 26H95V27H94ZM94 26H92V27H94V30H96V28H98V26L95 25V24H94ZM96 26H97V27H96ZM109 26H110V25H109ZM112 26H113V25H112ZM139 26H140V27H139ZM258 26H257V27H258ZM12 27H11V28H12ZM16 27H15V28H16ZM27 27H28V26H27ZM42 27H43V26H42ZM44 27H45V26H44ZM44 27H43V28H44ZM48 27H51V25L48 26ZM56 27H55V28H56ZM61 27H60V28H61ZM67 27H66V28L62 27L61 29H62V30H63V29H67L68 33H70V32H71V31H70L71 28H67ZM119 27H120V26H119ZM119 27L114 28V30H115V29H118ZM7 28H8V27H6V29H5V27H4V29H5L4 33L7 32L6 30L9 29V28H8V29H7ZM36 28L38 29V26H37ZM53 28H54V25L52 26L51 30H50V28H49L50 32L52 31V32L56 33V35H58V34H57L58 32H55V30H54ZM75 28H74V29H75ZM81 28H82L83 30L80 31V28H79V30H77V31H78V32L80 31V33L82 34V33H83L82 31H84L85 29H84V27H81ZM111 28H112V27H111ZM120 28H121V27H120ZM122 28H123V27H122ZM122 28H121V29H122ZM133 28H132V29H133ZM253 28H254V27H253ZM23 29H24V32H23ZM33 29L35 30L34 27H33ZM33 29H32V28H31V30H30V29H27V31H29V33H30V31L33 32ZM46 29H48V28L46 27ZM46 29H44V34H45ZM61 29H60V30H61ZM91 29H92V28H91ZM105 29H110V28H108V25H107V28H105ZM105 29H104V30H105ZM137 29H138V30H137ZM255 29H256V28H254L253 30H255ZM16 30H17V29H16ZM49 30H47V31H49ZM53 30H54V31H53ZM71 30H72V29H71ZM87 30H89V29H87ZM94 30H93L92 32H94ZM97 30H100V29H97ZM97 30H96V31H97ZM104 30H103V32H104ZM114 30L112 29V31H114ZM119 30H120V29H119ZM0 31H1V29H0ZM2 31H3V29H2ZM9 31H12V29L9 30ZM9 31H8V32H9ZM17 31H18V30H17ZM36 31H38V30H36ZM41 31H43V30H41ZM85 31H86V30H85ZM85 31H84V32H85ZM96 31H95V32H96ZM112 31L110 30L109 33H112V34H113ZM115 31H116V30H115ZM139 31H140V30H139ZM139 31H138V32H139ZM12 32H13V31H12ZM14 32H16V31L14 30ZM50 32L47 34V35H48V39H49V40L47 39L48 42H49L50 40H52V39L55 38V36H52L54 33L51 32L52 34H50ZM73 32H75V33H72V36H73V34H76V35H77V33H76L75 30H74ZM87 32L89 33V31H87ZM90 32H91V31H90ZM99 32H100V31H99ZM99 32L97 31V32H96V35H97V33H99ZM105 32H108V31H105ZM117 32H118V31H117ZM117 32H116V33H117ZM138 32H137V33H138ZM9 33H11V32H9ZM17 33H18V32H17ZM60 33H62V32H60ZM64 33H65L66 35L63 34V33L61 34V35H63V37H65L64 39L62 38V40L66 41V40H67L66 38H67L70 34L67 35V32H66V31H64ZM101 33H102V32H101ZM109 33H102L101 35L104 36L103 34H105V37H107L106 35H108ZM120 33H121V31L118 32L117 35H118V36H120V35L123 36V33H121V34H120ZM132 33H133V32H132ZM134 33H135V31H134ZM145 33H146V32H145ZM248 33H250V31H249ZM25 34H24V35H25ZM31 34H32V33H31ZM34 34H36V32H35ZM37 34L39 35L38 32H37ZM42 34H43V33H42ZM44 34H43V35H44ZM49 34L51 35V37H53L52 39H50L51 37L49 36ZM84 34H85V33H84ZM86 34H87V33H86ZM93 34H94V33H93ZM45 35H46V34H45ZM45 35H44V36H45ZM54 35H55V34H54ZM76 35H75V39H76ZM78 35H79V33H78ZM89 35L92 36L91 34H89ZM96 35L94 34L93 36L95 37ZM113 35H116V34H113ZM133 35H135V34H133ZM137 35H138V34H136V36H137ZM25 36H26V35H25ZM40 36H41V35H39V37H40ZM90 36H89V40H90V38H92V37H90ZM97 36H100V34L97 35ZM102 36H100V37H102ZM108 36H109V35H108ZM138 36H139V35H138ZM17 37H16V38H17ZM28 37H29V34H28ZM32 37H33V36H32ZM35 37H38V36H35ZM35 37H34V38H35ZM39 37H38V38H39ZM41 37L43 38V36H41ZM45 37H47V36H45ZM45 37H44V38H45ZM49 37H50V38H49ZM57 37L59 38V36H57ZM61 37H62V36H61ZM77 37H78V36H77ZM80 37H81V36H80ZM80 37H78L77 40H74V41H78V39H79ZM84 37H85V36H84ZM105 37H104V38H105ZM123 37H124V36H123ZM134 37H135V36H134ZM139 37H140V36H139ZM20 38H21V37H20ZM30 38H31V37H29V39H30ZM42 38H41V39H42ZM44 38H43V39H44ZM58 38H55V42H56V44H59V45H65V43H67V41H66L65 43H63V44H61V43H57L58 41H57L56 39H58ZM68 38H69V37H68ZM73 38H74V37H73ZM85 38H88V36L86 35ZM96 38H97V37H95V39H96ZM109 38H110V37H109ZM114 38H115V36H114ZM1 39H2V38H1ZM29 39H28V40H29ZM32 39H33V38H32ZM43 39H42V40H43ZM59 39H60V38H59ZM65 39H66V40H65ZM81 39H82V38H81ZM81 39H80L79 41H81ZM112 39H113V37H112ZM115 39H116V38H115ZM142 39H143V36H142ZM144 39H145V38H144ZM171 39H172V40H171ZM16 40H17V39H16ZM21 40H22V39H21ZM21 40H18L17 42H18V43H21V42H22ZM23 40H24V41H23L21 44H23L24 42H27V40L25 41L24 38H23ZM44 40H45V39H44ZM62 40H61V42H62ZM68 40L73 41V40H72V37H71V39H68ZM93 40H94V39H93ZM93 40H92V41H93ZM120 40H122V39H120ZM176 40H177V41H176ZM1 41H2V40H1ZM1 41H0V43H1ZM12 41L14 42L15 40L13 39V40H11V42H12ZM20 41H21V42H20ZM31 41H33V40H30V41H28V42H29V44L33 45V47L35 46V47H34V48H35L34 51L38 50V49H36V47H37V45H38V44H37L38 41L36 42V44H35L34 41H33L32 43H30ZM52 41L54 42V40H52ZM52 41H50V44L48 43V45H47L48 48H49V45H51V42H52ZM64 41H63V42H64ZM79 41H78L77 43H79ZM82 41L84 42V39H82ZM85 41H86V39H85ZM134 41H135V39L133 40V42H134ZM141 41H142V42H141ZM178 41H179V42H178ZM9 42H10V41H9ZM17 42L15 41L14 43H17ZM40 42H41V40H40ZM44 42H46V41H44ZM69 42H70V41H69ZM89 42H91V40H90ZM89 42H88V43H89ZM93 42H94V41H93ZM113 42H115V40H114ZM42 43H43V42H42ZM91 43H92V42H91ZM135 43H134V44H135ZM139 43H140V44H139ZM152 43H153V44H152ZM157 43H160V45L157 44ZM172 43H173V44H172ZM172 43H171V45L173 46V45H174V42H172ZM1 44H4V43H1ZM8 44H9V43H8ZM39 44H40V46H41V43H39ZM44 44H46V43H44ZM44 44H42V46H43ZM52 44H53V43H52ZM56 44L54 43V45H56ZM68 44H69V43H68ZM68 44H66V46H67ZM81 44H82V43H81ZM81 44H80V45H81ZM99 44H102V43H99ZM177 44H176V45H177ZM10 45H14V44H13V43H12V44L10 43L9 46H10ZM24 45H25V44H24ZM24 45H23V46H24ZM31 45L28 46V44L26 43V45L24 46V49L26 48V46L30 49V46H31ZM70 45H73L72 47L75 46V44H69V46H70ZM96 45H97V43H96ZM102 45H103V44H102ZM116 45H117V44H116ZM137 45H136V46L134 45V46L137 47ZM142 45H141V46H142ZM148 45H149V46H148ZM44 46H46V45H44ZM44 46H43V47H44ZM52 46H53V45H52ZM66 46H65V47H66ZM77 46H78V45H77ZM84 46H85V44L82 45V48H85V47H86V46H85V47H84ZM94 46H95V45H94ZM158 46H159V47H158ZM178 46H179V45H177V48L179 49ZM14 47H15V46H14ZM33 47H31L32 50H33ZM65 47H64V49H65ZM70 47H71V46H70ZM70 47H69V48L67 47V48L69 49V52H70L71 49H73V48L70 49ZM157 47H158V48H157ZM161 47H162V46H161ZM18 48H19V47H18ZM18 48H17V49H18ZM21 48H23V47H21ZM21 48H20V49H21ZM45 48H46V47H45ZM50 48H51V47H50ZM75 48H76V47H75ZM162 48H163V47H162ZM164 48H165V47H164ZM215 48H216V47H215ZM217 48H216V50H217ZM24 49H21V51L23 50L22 52H21V51H17V54H16V55L18 56L19 53H20V54H21V53H22V54L25 53L27 50L25 49V50H26V51H25ZM68 49H66V53H67ZM79 49H81V46L79 47ZM89 49H90V50H89ZM91 49H92V48H90V47H88V48L86 47V48H85V51L88 50V53H89V51H91V54H93L94 52H99V51L103 50V49H101V50H98V49H97V50H98V51H97V50L95 49V51L92 52L93 50H91ZM172 49H173V50H171V51H173V53H174V47H173ZM212 49H213V48H212ZM18 50H19V49H18ZM30 50H31V49H30ZM30 50H28L29 52H26L25 54H29V53H30ZM32 50H31V52H34V51H32ZM77 50H78V47H77ZM81 50H82V49H81ZM161 50H162V49H161ZM216 50H215L214 55L217 53ZM24 51H25V52H24ZM55 51H56V50H55ZM74 51H75V50H74ZM74 51H73V52H74ZM140 51H141V50H140ZM158 51H160V48H159ZM163 51H166V48H165L164 50H162V52H163ZM0 52H1V50H0ZM18 52H19V53H18ZM64 52H65V51H64ZM73 52H72V50H71L70 53H73ZM76 52H77V51H76ZM78 52H79L80 54H82L83 50H82L81 52H80V50H78ZM86 52H87V51H86ZM101 52H102V51H101ZM136 52H137V51H136ZM150 52H151V50H150ZM150 52H149V53H150ZM213 52H214V50H213ZM218 52H219V51H218ZM15 53H16V52H15ZM36 53L38 54V53H40V52L38 51V52L30 53V56L35 58L36 56H34V55H35ZM42 53H43V52H42ZM42 53H41V54H42ZM54 53H55V52L53 51V54H54ZM70 53H69V54H70ZM104 53H105V52H104ZM133 53H135V51H133ZM137 53H138V52H137ZM153 53H155V52H153ZM156 53H157V52H156ZM175 53H176V52H175ZM206 53H208V52H206ZM222 53H218L219 57L221 58V59H219V60H223V59H225V57H226V54H225V55L223 56L224 58H222V57H221ZM22 54L20 55V58H22L21 56L25 55V54H23V55H22ZM32 54H33V55H32ZM43 54H44V53H43ZM51 54H52V53H51ZM53 54H52V55H53ZM56 54H57V51H56ZM56 54H55V56H57ZM67 54H68V53H67ZM85 54H86V53H85ZM91 54H90V56H91ZM98 54H99V53H98ZM98 54L95 53V54H93V56H94V55H98ZM102 54H103V53H102ZM102 54H101V56H102ZM16 55H14V56H16ZM52 55H50L51 58H52V60H49V59H50L49 56L46 55V56H47V57H46L45 54L43 55V57H42V55H41V57H42V59L46 57L45 59H47V61H53V58H54L55 56L52 57ZM82 55L84 56V52H83ZM82 55H81V56H82ZM105 55H106V53H105ZM110 55H111V54H110ZM110 55H109V56H110ZM147 55H149V58H151V57H150V54H147ZM160 55H161V54H160ZM208 55H212L211 50L209 51V54H208ZM208 55H207V56H208ZM214 55H213V57L210 56V58H209V57H208V58L205 57V59H208V60H207L208 63H211V64H209V65H207V66H206V65H205V66H201L200 68H203V71H204V69H207L208 66H209V67L212 66V63H213V62L215 63V62L218 60L219 57H215ZM218 55H217V56H218ZM30 56H29V57H30ZM38 56H39V55H38ZM83 56H82V57H83ZM90 56H89V57H90ZM98 56H99V55H98ZM98 56H96V57L98 58ZM101 56H99V57H101ZM109 56H107L106 59H107ZM141 56H145V55H141ZM162 56H163V55H162ZM162 56H161V57H162ZM201 56H206V54L201 55ZM31 57H30L29 60L32 61V59H34V58H31ZM39 57H40V56H39ZM59 57H60V56H59ZM71 57H73V60H76V59H74V56L71 55ZM84 57H88L87 54H86V56H84ZM156 57H157V56H156ZM156 57H155V59H154V57L152 56V58H153L154 60H156ZM158 57H160L159 54H158ZM18 58H19V57H18ZM18 58H17V59H18ZM36 58H37V57H36ZM48 58H49V59H48ZM57 58H58V57H57ZM91 58H93V57H91ZM139 58H140V57H139ZM141 58H143V57H141ZM163 58H164V56L162 57V59H163ZM201 58H202V57H201ZM39 59H40V58H39ZM39 59H38V62L41 61V64H40V65L42 66L43 61H42V60L39 61ZM71 59H72V58H71ZM99 59H105V58H104V54H103V58L101 57V58H99ZM106 59H105V60H106ZM34 60H35V59H34ZM34 60H33V61H34ZM73 60H72V61H73ZM105 60H103V61H105ZM108 60H109V58H108ZM110 60H111V58H110ZM133 60H134V59H133ZM144 60H145V59H144ZM201 60L203 61L204 58L201 59ZM33 61H32V62H33ZM35 61H36V60H35ZM35 61H34V62H35ZM60 61H61V60H60ZM85 61H86V60H85ZM106 61H107V60H106ZM141 61H143V60H141ZM196 61H197V60H196ZM196 61H195V59H194V61H191V62H196ZM207 61H203V62L205 63V62H207ZM34 62H33V63H34ZM38 62H37V63H38ZM86 62H87V61H86ZM86 62H84V63H86ZM108 62H110V61H108ZM108 62H107V63H108ZM111 62H112V61H111ZM148 62H150V61H145V63H148ZM191 62H190V63H191ZM203 62H201V63H203ZM218 62H219V61H218ZM218 62H216V63H218ZM37 63H35V64H33V65H34V66H37V65H36ZM65 63H66V62H65ZM68 63H69V62H67V64H66L65 67H67L71 62H70L69 64H68ZM73 63H74V62H73ZM73 63H71V64H73ZM75 63H77V62H75ZM89 63H90V62L88 61V63L86 64V66H88V65L90 66L91 64H93V62H92L91 64H89ZM94 63H96V61H94ZM100 63H101V65H100L98 62H97L98 65L95 64V69H96V70H98V67L100 68L101 66H103L102 63H104V62H100ZM105 63H106V62H105ZM197 63H198V66H199V64H200V59L198 60ZM204 63H203V65H204ZM219 63H221V61H220ZM61 64H62V62H61ZM63 64H64V62H63ZM71 64H70V65H71ZM79 64H80V63H79ZM79 64H78V65H79ZM149 64H150V63H149ZM193 64H195V63H193ZM38 65H39V63H38ZM82 65L84 66V64H80L78 67L76 66L77 68H76V67H73V68H76V72H78V71H81V70H80L81 68L79 69V67H81ZM146 65H148V64H146ZM178 65H179V64H178ZM180 65H182V64H180ZM189 65H190V64H189ZM195 65H196V64H195ZM195 65H194V66H195ZM214 65H215V64H214ZM56 66H57V65H55L54 67L56 68ZM72 66H75V65H72ZM72 66H71V71L73 70ZM83 66H82V67H83ZM86 66H85V67H86ZM89 66H88V67H89ZM92 66H93V65H92ZM96 66H98V67L96 68ZM154 66H158V65H154ZM216 66H217V65L212 66V67H216ZM54 67H53V72H54V70H55ZM60 67H61V65H60ZM62 67H63V66H62ZM85 67H83L82 69H84ZM88 67L85 68V69H88ZM105 67H106V69H108V71L111 69V67H110L109 65H108V67H110V68H108V67L106 66V64L103 66V68H102V73H103V74L105 73L104 75L107 76V77H105V79L107 78V80H109V77H110V76H111L110 78H112L113 76H115V77H114L115 80H117L118 78L121 80L123 77H124V80H125V76H126V75L123 76V77H120V75H123V73L120 72V71H121L120 69H119L120 71H119V70H118V71H117V70L115 71L116 67L114 66L115 69H114V72H112L113 75H112V73L110 74L109 72H111V71H109V72H108V73L110 74V76H109V75H107L106 72L103 71V70H105ZM129 67H133V65H132V66H129ZM204 67H207V68H204ZM212 67H211V68H212ZM50 68H51V70H52V67H50ZM68 68H70V66H69ZM89 68H92V67L90 66ZM112 68H113V66H112ZM120 68H121V67H120ZM151 68H152V67H150L149 69L151 70ZM154 68H155V67H154ZM181 68H183V66H182ZM195 68H196V67H195ZM57 69H58V66H57ZM59 69H60V68H59ZM62 69H64V67H63ZM92 69H93V68H92ZM198 69H199V68H198ZM40 70H41V69H39L38 71H40ZM51 70L49 69V71H50V72H49L50 75H51V72H52ZM65 70L67 71V68L64 69V70H62V71H65ZM100 70H101V68H100ZM181 70H182V69H181ZM189 70H190V69H189ZM195 70H197V68L194 69V71H195ZM43 71H47V70H44V69H43ZM43 71H42V72H43ZM56 71H57V70H56ZM60 71H61V70H59L58 72H60ZM73 71H75V69H74ZM73 71H72V72H73ZM105 71H107V70H105ZM112 71H113V70H112ZM145 71H146V70H145ZM191 71H192V69H191ZM194 71H193V72H194ZM53 72H52V73H53ZM115 72H117V73L119 72L118 74H120L119 77H118L117 79H116V75H114V74H117V73H115ZM210 72H211V71H210ZM66 73H67V74H66ZM66 73H63V72H62L61 74H63L64 76H65V74H66V75H68V74L71 75V74L68 73V72H66ZM102 73L97 74V75L101 76V75H103ZM157 73H158V72H157ZM157 73H156V71H155V73L152 72V73H150V74H152V75L149 74V76H152V77H153V74H156L157 77H158V75L160 76V75L162 74V73H159V74H157ZM59 74H60V73H59ZM91 74H92V73H91ZM124 74H125V73H124ZM126 74H127V73H126ZM69 75H68V76H69ZM75 75H76V74H75ZM75 75H73V77H74V78H75V77L77 78V76H75ZM95 75H96V73H95ZM97 75H96V76H97ZM156 75H155V76H156ZM162 75H163V74H162ZM51 76H53V75H51ZM96 76H94V74H93L92 81H93V79L95 80V78H97ZM99 76H98V78H99ZM108 76H109V77H108ZM149 76H147V77L149 78ZM91 77H92V76L88 77L89 80H90ZM94 77H95V78H94ZM128 77H130V76L127 75L126 78H128ZM157 77H155L156 80H157ZM166 77H167V76H166ZM50 78H51V77H50ZM54 78H55V77H53V79H54ZM56 78H57V76H56ZM58 78H59V77H58ZM58 78H57V79H58ZM60 78L63 79L62 77H60ZM60 78H59L60 81L58 80V82H60L61 84H64V85H65V83H66V85H67V82L64 83L63 80H62V82H63V83H62ZM98 78H97V80H98ZM102 78L104 79V77H102ZM130 78H131V77H130ZM135 78H137V77H135ZM135 78H134V79H135ZM57 79H56V82H57ZM65 79H66V78H65ZM77 79H78V78H77ZM80 79H82V78H81L80 75H79V81H80ZM100 79H101V77H100ZM105 79H104V80H105ZM119 79H118V81L120 82ZM128 79H129V78H128ZM173 79H174V78H173ZM40 80H41V79H40ZM68 80H69V79H68ZM83 80H84L85 82L88 81V79H85V78L82 79V83H83V84H84V81H83ZM97 80H95V82H96ZM104 80H102V81L104 82ZM107 80H105V81H107ZM115 80L112 81V80L110 79L108 82L111 81V82L113 83ZM124 80H123V81H124ZM129 80H132V82L130 83ZM129 80H128V81L125 80V81H127V85H128V86H129L130 84L134 83L132 78L129 79ZM165 80H166V81H165ZM165 80H164V81L167 82L169 79H168V80L165 79ZM42 81H43V80H42ZM42 81H40V82H42ZM65 81H66V80H65ZM98 81H99V80H98ZM118 81H116V82H118ZM125 81H124L123 83H124L125 86H126V82H125ZM135 81H137V80H135ZM143 81H144V80H142V81L140 80L139 83H142ZM148 81H149V80H148ZM148 81H147V83H149ZM170 81H171L170 83L173 84V85L171 84V85H172V88H176V87H177L176 84H175L176 87L174 86V83H175V82H173V80H171V79H170ZM40 82H38V83H39V86H40V84L43 83V82H42V83H40ZM68 82H69V81H68ZM80 82H81V81H80ZM80 82H78V84H79ZM111 82H110V83H111ZM128 82H129L130 84H128ZM151 82H152V81H151ZM151 82H150L149 84H152ZM154 82H155V81H154ZM157 82H158V80H157ZM162 82H163V81H162ZM165 82H163V83H164V84H163L164 86H166V85L169 83V82H167V83H165ZM38 83L35 82V83H32V85L35 84V86L39 87V86L37 85ZM44 83H45V80H44ZM49 83H51V82L48 81V83L46 82V86H45L44 84H42L41 86L44 85V87L46 88V87H47V84H48L49 86H51V84H49ZM60 83H59V84H60ZM69 83H70V82H69ZM87 83L90 84V83H94V82H91V80H90V82L88 81ZM87 83H85V84H87ZM99 83H100L99 85H96V84H98V83H96V84L94 83L96 86H94L93 88L91 87V86H93V85H89V86L84 85L83 88L86 87L85 89H87L88 91H90V89H91V91H92V89H94V88H96V87L98 88V86L101 85V81H99ZM104 83H105V82H104ZM104 83H103V84H104ZM106 83H107V82H106ZM112 83H111V84H112ZM145 83H146V80H145ZM145 83L143 82V83H142V86H141L140 84H136V83L134 84L136 90H137V88L140 86L139 89H138L137 91L135 90V92H139V90H141V93L139 92L140 94H139V93H137V94L135 93L136 95H138V96H137L138 99H139V95H142V94L144 95V94H145V91H148V92H149V90H146V87H145V91H143L142 89H140V88H144V87H143V86H144L143 84H145ZM147 83H146V84H147ZM158 83H159V82H158ZM170 83H169V84H170ZM57 84H58V83H57ZM57 84H56L55 87L58 86ZM113 84H114V83H113ZM116 84L119 86V83H116ZM120 84H121V82H120ZM146 84H145V85H146ZM149 84H148V85H149ZM160 84H161V83H159V85H160ZM66 85H65L66 88L70 87V86L67 87ZM69 85H70V84H69ZM73 85H74V84H73ZM80 85H81V83H80ZM104 85H105V84H104ZM114 85H115V84H114ZM136 85H138V86H136ZM152 85H153V84H152ZM161 85H162V84H161ZM161 85H160V86H161ZM251 85H253V84L248 83L247 88L250 87ZM41 86H40V87H41ZM71 86H72V84H71ZM82 86H83V85H82ZM82 86H81V87H82ZM111 86H113V85H111ZM111 86H110V84H109L108 87H111ZM118 86L115 85V86H113V88H115V87L118 88ZM121 86H124V85L121 84ZM128 86H127V87H128ZM131 86H132V85H130V88H131L130 90H133L132 88H134V87H131ZM164 86H162L161 88L163 89ZM62 87H63L64 92H65V89H66V88H64V86H62ZM62 87L60 86V88H58V87H57V88H58V89H62ZM72 87H73V86H72ZM88 87H91V88H88ZM106 87H107V86H106ZM119 87H120V86H119ZM252 87H254V85H253ZM34 88H36V87H34ZM34 88H33V89H34ZM100 88H101V86L99 87V89H100ZM111 88H112V87H111ZM113 88H112L113 91L116 90V89H113ZM121 88H122V87H121ZM121 88H118V90L120 89L121 92L124 91V89H126V87H123L122 90H121ZM135 88H134V89H135ZM153 88H154V87H153ZM164 88H165V87H164ZM166 88L168 89V88H169V85H168V87L166 86ZM166 88H165V89H166ZM170 88H171V87H170ZM170 88H169V90H171ZM178 88H179V87H178ZM68 89H69V90L66 89L67 92L64 93V94H66V96H67V93L70 91V88H68ZM71 89H72V88H71ZM73 89H75V88L73 87ZM99 89H97V91H98ZM151 89H152V88H151ZM162 89H161V91L164 90V89H163V90H162ZM167 89H166V90H167ZM176 89H177V88H176ZM118 90H117V91H118ZM126 90H127V89H126ZM60 91H62V90H60ZM60 91H58V92H60ZM78 91H79V89H78ZM78 91L75 92V94L78 95ZM93 91H95V89H94ZM120 91H118V92L120 93L119 95H121V97H122V100L119 99L120 102H124V101H123V100H125L124 98H129V96H131V95L127 96V95H128V94H127V95H126L127 97L125 96V97L123 98V96H122L123 93L121 94ZM127 91H129V90H127ZM127 91H126V92H127ZM164 91H165V90H164ZM171 91L174 92V90H171ZM171 91L166 92V93L168 94V93H170ZM62 92H63V91H62ZM79 92H80V91H79ZM95 92H96V91H95ZM95 92H94V93H95ZM99 92H101V93H99V96H100L101 98H104L103 95H102V94H103L102 92H104V91L102 90V88H101V91L99 90ZM114 92L116 93V91H114ZM124 92H125V91H124ZM130 92H131V93H134V91H130ZM142 92H143V93H142ZM53 93H54V92H53ZM70 93L72 94V93H73V90L70 91ZM89 93H90V92H89ZM91 93L93 94V92H91ZM91 93H90V94H91ZM96 93H98V92H96ZM96 93H95V94H96ZM115 93H114V94H115ZM127 93H128V92H127ZM131 93H129V94H131ZM146 93H147V92H146ZM155 93H156V92H155ZM155 93H154V94L151 93V94H153V95H156V94H157V95H159V96L161 95V94H160V93H161L160 91L158 92L159 94H158V93L155 94ZM164 93H165V92H164ZM166 93L164 94L165 96L167 95ZM175 93H176V92H175ZM190 93H191V92H190ZM51 94H52V93H51ZM54 94H55V93H54ZM58 94H59V93H58ZM61 94H63V93L60 92V95H61ZM64 94H63V95H64ZM83 94H84V93H83ZM83 94H82V93H81V94L79 93L80 96L82 95V96H81V101H82V102L85 101V98H84L85 96H84ZM92 94H91V96L88 94L91 98L88 97V98H86V99H88V100H89V99L92 100V96L94 97V95H92ZM100 94H101V95H100ZM104 94H105V96H106V95L108 94V92H105ZM109 94H110V93H109ZM109 94H108L104 99H106L107 97H110V96H111L110 99H109L110 102H106V103H105V102H104L105 100H104V99H101L102 101L104 100L103 102H104L105 105H104L103 103H101V101H98V100L100 99V98L98 99V97H99V96H97L98 94H96L97 97L95 96V98H93V99H96V98H97V99H98L97 102H100V103H101V104H100V103H99V104H100V106H101L102 108L104 107V109H105V107H109V108L111 109L112 106H111L110 103H111V101L113 100V98L115 99L116 96L114 95V97H112L113 94H111L110 96H109ZM125 94H126V93H125ZM125 94H123V95H125ZM135 94H134V96H135V98H137ZM162 94H163V92H162ZM182 94H183V93H182ZM191 94H192V93H191ZM63 95H62V96H63ZM68 95H70V94L68 93ZM86 95H87V94H86ZM170 95H172V92H171ZM66 96H65V97H66ZM73 96L77 97V96L74 95V93H73V95H72L71 98H70L71 100H74V99H75ZM132 96H133V94H132ZM132 96H131V97H132ZM134 96H133V97H134ZM146 96H147V95H146ZM148 96H150V95L148 94ZM148 96H147V97H148ZM159 96H158L157 98H156V96H155V97H154V96H151V97H154L155 100H156L155 103L160 105L161 102H160V103H159V102L157 103V99L159 98ZM168 96H169V94L167 95V97H168ZM185 96H186V95H185ZM191 96H193V95H189L190 99H191ZM40 97H41V96H40ZM42 97H43V98H44V97L47 98L45 95H43ZM60 97H61V96H60ZM65 97H63V98L61 97V98H62V99H66ZM78 97H79V96H78ZM193 97H194V96H193ZM36 98H37V97H36ZM61 98H60V99H61ZM73 98H74V99H73ZM82 98H84V100H83ZM135 98H134V99H135ZM140 98H141V97H140ZM148 98H149V97H148ZM160 98H161V97H160ZM183 98H184V97H183ZM186 98H187V97H186ZM70 99L67 98V102H68ZM78 99H79V102H80V98H77V101H78ZM107 99H108V98H107ZM111 99H112V100H111ZM141 99H142V98H141ZM150 99H151V98H150ZM187 99H188V98H187ZM190 99L188 100V102H189V103L192 102V103H191V107H195V106H196V105H195L196 102L199 101L198 98L196 99L197 101H195V98H194V99L192 98V100H190ZM37 100H38V98H37ZM51 100H52V99H51ZM90 100H89V101H90ZM109 100H106V101H109ZM119 100H118V102H117L118 104L120 103ZM126 100H127V99H126ZM128 100H129V99H128ZM161 100H162V98H161ZM55 101H57V100H55ZM55 101H54V99L52 100V102H54V103L56 104ZM61 101H64V100H60V103H62ZM77 101L75 100V101H73V103H74V102H77ZM89 101H88V102H89ZM92 101H95V100H92ZM116 101H117V100H116ZM132 101H137V100H133V99H132ZM152 101H153V103H154V100H152ZM152 101L150 100V103H149V102H148V103L151 104ZM158 101H160V99H159ZM179 101H180V100H179ZM182 101H183V100H182ZM193 101H195V102H193ZM40 102H41V101H40ZM49 102H50V101L47 100V101H46V104H49ZM65 102H66V101H65ZM67 102H66V103H67ZM69 102H71V101H69ZM79 102H78V103H79ZM82 102H80V105H81ZM85 102L88 103L87 101H85ZM85 102L83 103L84 105H83L82 107L79 106V108H80L79 110H80V111H81V109L84 110V108H87L86 105H85ZM97 102H95V103L91 102V103H93V104H91L92 106L95 104V109L97 108V110L95 111L94 108L91 107L93 110L90 109L89 111H92V112L94 111L95 113H97V111L99 110V112H100V109H98V107L96 106V105H97V104H96ZM113 102H114V101H113ZM129 102H130V101H129ZM129 102H128V103H129ZM185 102H186V100H185ZM188 102L185 103V104H187V106L185 105V108L187 107L186 110L190 108V107H188V106H190V104H188ZM201 102H202V101H201ZM201 102H200V103H201ZM54 103H50V105H45V102H44L43 104H44L45 106L43 105L44 107L42 108V110L44 111V109H47V108L50 107L51 105L53 106L52 109H55L54 106L59 108V106L62 105V104H61V105H59V106H56V105H58V104H60V103H58V104H56V105H53ZM115 103H116V102H114V104H115ZM138 103H139V101L137 102V104H138ZM180 103H181V102H180ZM193 103H194V104H193ZM202 103H203V102H202ZM202 103H201V104H202ZM34 104H35V103H34ZM34 104L32 103V104H30V105H31V106H32V105L35 106ZM64 104H65V103H64ZM68 104L71 105V107L73 108V110H74L75 112H76V110H77V113H76V114H77V116L79 117L78 113L80 114V111H79L78 109H76L75 106H73L74 104H76V105H79V104H77V103L72 104V102H71V104H70V103H67V107H69ZM107 104H108V105L110 104V105L108 106ZM121 104H122V103H121ZM121 104H120L119 106H121ZM124 104L127 105L126 103H124ZM129 104H130V103H129ZM132 104H133V102H132ZM134 104H135V103H134ZM142 104L144 105V104H146V103H142ZM142 104H139V105H140V109H144V108H146V107L150 108V109H146V111H147V110H148V111L150 110V112L147 111V114L151 113V110L155 109V108L149 107V106H153V107H155L153 104L148 105V106H145V107H144ZM183 104H184V103H183ZM183 104H182V105H183ZM198 104H199V102H198ZM201 104H200V105H201ZM203 104H205V103H203ZM36 105H37V106L33 107L34 109H33L31 106H29V107L32 108V109H31V110H32L31 113H32V112L35 113V112L38 110V109L36 108V107H38V104L36 103ZM88 105H90V102H89ZM102 105H104V106H102ZM106 105H107V106H106ZM125 105H123V106H125ZM135 105H136V104H135ZM141 105H142V106H141ZM161 105H162V104H161ZM161 105H160V106H161ZM182 105H181V106H182ZM194 105H195V106H194ZM208 105H209V104H208ZM39 106H40V108L42 107V105H39ZM46 106H48V107L45 108ZM64 106H66V104H65ZM84 106H85V107H84ZM119 106H118V107L115 106V107H116V108H119ZM127 106H128V105H127ZM127 106H126V107H127ZM183 106H184V105H183ZM183 106H182V107H183ZM201 106H203V105H201ZM219 106H220V105H219ZM62 107H63V105H62ZM62 107L59 108V110H57V111L59 112L60 110H62V109L64 108V107H63V108H62ZM76 107H77V106H76ZM93 107H94V106H93ZM101 107H100V108H101ZM115 107L113 106V108H115ZM141 107H144V108H141ZM182 107H179L178 109L180 110ZM198 107H199V106H198ZM205 107H206V106H205ZM220 107H221V106H220ZM35 108H36L37 110H36ZM40 108H39V109H40ZM58 108H56V109H58ZM74 108H75L76 110H75ZM88 108H90V106H89ZM109 108H108V110H109ZM124 108H125V107H124ZM127 108H128V107H127ZM129 108H130V106H129ZM151 108H152V109H151ZM185 108H184V109H185ZM199 108H200V107H199ZM217 108L219 109V107H217ZM48 109L53 113V110H52L51 108H48ZM56 109H55L54 111H56ZM104 109H103V113H104ZM131 109H132V106H131ZM131 109H129L128 112H130ZM214 109H215V108H214ZM42 110H41V111H42ZM49 110H47V111H49ZM63 110L65 111V108H64ZM63 110L60 111V112H61V113L64 112ZM71 110H72V109H70V111H71ZM73 110H72V111H73ZM83 110H82V113H85V110H84V112H83ZM101 110H102V109H101ZM108 110H105V111H108ZM111 110H112V109H111ZM111 110H110V111H111ZM120 110H121V109H120ZM127 110H128V109H126L125 115H123L124 117L127 116V115H129V114L127 113ZM132 110H133V109H132ZM195 110H196V109H195ZM195 110H193V111H195ZM198 110H200V109L197 108L196 111H198ZM215 110H217V109H215ZM38 111H39V110H38ZM50 111H49V112H50ZM72 111L69 112L68 109H67V111H65L63 114H65L66 112H68L69 114L71 113V115H72ZM78 111H79V112H78ZM89 111L87 112V109H86V114H87V113L90 114L91 112L89 113ZM110 111H109V112H110ZM118 111H119V110H117L116 113H118ZM144 111H145V110H143L142 113H143ZM181 111H182V110H181ZM183 111H185V110H183ZM187 111H188V110H187ZM206 111H207V110H206ZM45 112H46V111H45ZM51 112H50V114H51ZM99 112H98V117H99ZM101 112H102V111H101ZM109 112H107V113H109ZM112 112H113V110H112ZM131 112L133 113V111H131ZM131 112H130V114H132ZM202 112H203V111H202ZM202 112H201V113H202ZM36 113H37V112H36ZM56 113H57V112H56ZM61 113H60V114H61ZM68 113H66L67 115H65V117H67V118H71V117H68V116H71V115H68ZM82 113H81V114H82ZM144 113H146V112H144ZM153 113H155V110L152 112V115H154ZM188 113H189V111L186 112V114H188ZM193 113H194V112H193ZM198 113H199V112H198ZM32 114H33V113H32ZM74 114H75V113H73V115H74ZM81 114H80V115H81ZM91 114H93L92 116L94 117L95 114H94V113H91ZM105 114H106V113H105ZM114 114H115V111H114V113H113V115H112L113 118H114V116H115ZM123 114H124V113H123ZM140 114H141V113H140ZM140 114H139V117H140V116L143 117V116L140 115ZM147 114H146V115H147ZM178 114H182V113L178 111ZM178 114H176V116H177ZM199 114H200V113H199ZM203 114H204V113H203ZM206 114H207V113H206ZM34 115H35V114H34ZM57 115H59V114H57ZM73 115H72V116H73ZM121 115H122V114H121ZM133 115H134V114H133ZM133 115H130V116L127 117V118L131 119L130 117L133 116ZM146 115H145V117H146ZM150 115H151V114H150ZM75 116H76V115H75ZM176 116H175V117H176ZM49 117H51V116H49ZM55 117H57V118L61 117V118H59V120L62 121V119H63L62 117H64V116H63V115H59V117H58V116H55ZM65 117H64V119H66ZM73 117H74V116H73ZM81 117H82V116H81ZM89 117L92 118L91 116H89ZM117 117L121 118V117H120V113H119V115H118ZM124 117H122V118H124ZM141 117L138 119V122L135 121V122H134L135 124L133 123V126H130V124L133 122L132 120H130V121H132V122H130V124L127 123V122L129 121V119H128V121H127V118H125L124 120H125V122L127 121V122H126V125H129V126L132 127V128H133V127L136 128V127L134 126V125H137L136 123H138V125H139V122L142 123V121H140ZM149 117L151 118L152 116H149V115H148V118H149ZM154 117H155V116H153V119H154ZM175 117H174V118H175ZM191 117L193 118L194 116H191ZM191 117H187L186 120L183 119V121H184V122H185V121H188V120L192 119ZM32 118H33V117H32ZM40 118H42V117H40ZM74 118H75V117H74ZM79 118H80V117H79ZM90 118H86V120H83V119H85V118L83 117V119H82L83 122L80 120L81 118H80V119L77 118V119H78L77 121L79 122V120H80V121H81L80 123H81V124L84 123V125H85L86 122L88 121L87 119L90 120ZM96 118H97V117H95V120H96ZM122 118H121V119H122ZM136 118H137V117H136ZM150 118H149V119H150ZM188 118H190V119H188ZM195 118H196V117H194V119H195ZM35 119H36V118H35ZM42 119H43V118H42ZM48 119H50V118H48ZM71 119H72V118H71ZM71 119H70V120H71ZM115 119H117V118H115ZM144 119H145V118L143 117V122H148V121H149V119H148V121H146V120H144ZM153 119L151 118V121H152ZM175 119H179V118H175ZM52 120H53V119H52ZM59 120H58V122H59ZM75 120H76V119H75ZM75 120L73 119V120H71L70 122H72V121L74 122ZM97 120H98V118H97ZM100 120H101V119H100ZM117 120H119V119H117ZM124 120H119L118 122L122 123L121 125H123ZM135 120H136V119H135ZM173 120H174V119H173ZM181 120H182V119L177 120L178 123L181 122ZM64 121H65V120H64ZM64 121H63V122H64ZM66 121H67V120H66ZM90 121H91V123H93V122H92V119H91ZM114 121H116V120H114ZM121 121H122V122H121ZM151 121H150V122H151ZM177 121L175 120V122H177ZM73 122H72V123H73ZM112 122H113V121H112ZM112 122H111V123H112ZM118 122H117V123H118ZM150 122H149V123H150ZM184 122H182V123H184ZM50 123H51V122H50ZM56 123H57V122H56ZM59 123H61V122H59ZM66 123H67V122H66ZM96 123H97V121H96ZM114 123H115V122H114ZM114 123H112V124H114ZM117 123H115V124H117ZM178 123H177V125H178ZM87 124L90 125L89 121L87 122ZM87 124H86V125H87ZM115 124H114V125H115ZM142 124H143V123H142ZM146 124H147V123H146ZM185 124H186V123H185ZM64 125H67V124H64ZM71 125H72V124H71ZM73 125H75V124H73ZM84 125H82V127H84V128H82L81 126H78V127L82 128V129H79L80 133L77 131V129H78V128H77V129L75 130V132H74L73 135H75L76 132H78L80 135H78V133H77L75 136H78V137L81 136V137H82V135L84 134V130L86 131L87 129H89V127H86V126H84ZM88 125H87V126H88ZM124 125H125V123H124ZM131 125H132V124H131ZM140 125H141V124H140ZM143 125H145V124H143ZM179 125H180V124H179ZM188 125H189V124H188ZM60 126H61V125H60ZM62 126H63V125H62ZM62 126H61V127H62ZM118 126H120L119 123H118ZM74 127L76 128V126H74ZM85 127H86L87 129H86ZM109 127H110V126H109ZM124 127H125V126H124ZM137 127H138V126H137ZM176 127H177V126H176ZM70 128H71V126H70V124H69V127H68V125H67V129H65V128H64V129H65V130H68V129H70ZM121 128H122V127H121ZM121 128H120V129H121ZM126 128H127V127H126ZM132 128H130V129H132ZM59 129H60V128H59ZM71 129H72V128H71ZM71 129H70V130H71ZM130 129H129V131H130ZM81 130H82L83 133H81ZM106 130H107V129H106ZM116 130H117V129H116ZM124 130H125V129H124ZM136 130H137V129H136ZM62 131H63V129H62ZM71 131H73V130H71ZM112 131H113V133H109V134H112V135H111V136H112L111 138H115V137L113 136V134H114L115 132H114V130H112ZM132 131H133V130H132ZM226 131H227V136L229 137V134H228V133H230V132H229L228 130H226ZM64 132H65V131H64ZM64 132H62V135H64V134H63ZM52 133H53V132H52ZM72 133H73V132H72ZM222 133H226V132L224 131V132H222ZM58 134H59V133H58ZM58 134H55V136L57 137ZM65 134L67 135L68 133H65ZM81 134H82V135H81ZM109 134H108V135H109ZM131 134H132V133H131ZM131 134H130V135H131ZM220 134H221V133H220ZM231 134H233V133L231 132ZM51 135H52V134H51ZM59 135H61V133H60ZM62 135L60 136L61 138H62ZM128 135H129V133H128ZM234 135H235V136H234ZM234 135H231V136H234L235 138L238 136L237 138H239V139L242 138V137H241V138L239 137V135H240L239 133H238L237 136H236V134H234ZM53 136H54V133H53V135L51 136V138H52ZM55 136L53 137L54 139H55ZM220 136H221V135H220ZM224 136H225V135H224ZM58 137H59V136H58ZM67 137H68V135H67ZM106 137H107V135H106ZM109 137H110V136H109ZM188 137H189V136H188ZM234 137H229L230 139L233 138V140H230V142H227L228 144H227V143H224L225 146H226V145H229V146H226V147L229 148L230 146H232L234 140L237 142V140H236ZM48 138H50V135H49ZM53 138H52V139H53ZM64 138H65V135L63 136L62 140H63ZM208 138H209V137H208ZM215 138H217V137H214L213 142L215 141ZM225 138H226V137H225ZM229 138H228V139H229ZM67 139H68V138H67ZM67 139H64V140H63V143H65L64 141H66ZM83 139H84V137H83ZM115 139H116V138H115ZM209 139H210V138H209ZM228 139L226 138L225 141H226V140L229 141ZM239 139H238V141H239ZM184 140H185V139H184ZM184 140H183V141H184ZM217 140H219V139H217ZM217 140H216V141H217ZM220 140H221V141H220ZM220 140H219V141L222 142V139H220ZM67 141H68V140H67ZM81 141H82V140H81ZM108 141H109V140H108ZM110 141H111V140H110ZM114 141H115V140H114ZM181 141H182V140H181ZM183 141H182V142H183ZM199 141H200V140H199ZM219 141H218L217 144H215V145L218 146ZM241 141H243V142H245V143L247 142V143L249 144V142H248L247 140H243V139H241L240 142H238L239 145H238L236 142H234V144H235V145L237 144L238 147H237V145H236V146L233 145V147H235L234 149L232 148L233 150H232L231 148H229V149H231L232 152L229 151L228 148H225V149L223 148L224 153L226 152L225 150H227L226 153H228V151H229V153L231 152L232 154H235L234 152H235V150L238 149V148L240 149V150H238L239 153H241V149H242V150H249V149H248V148H249V147H248V144L246 145L245 143H243V142H241ZM252 141H253V140H252ZM68 142H69V141H68ZM90 142H91V141H90ZM223 142H224V141H223ZM250 142H251V141H250ZM257 142H258V141H257ZM257 142L255 143V142L253 141L252 144L254 143V145H255V144L257 145V144L259 143V142H258V143H257ZM263 142H264V141H263ZM85 143H86V142H85ZM85 143H83V144L85 145ZM208 143H209V142H208ZM215 143H216V142H215ZM229 143H232V144L230 145ZM242 143H243V144H242ZM182 144H183V143H182ZM200 144H201V143H200ZM213 144H214V143H213ZM240 144H241L242 146H241ZM63 145H64V144H63ZM80 145H81V144H80ZM215 145H213V147H214ZM220 145H222V143H221ZM243 145H244V146H243ZM245 145H246V146H245ZM258 145H260V143H259ZM261 145H262V144H261ZM68 146H70V145H68ZM68 146L65 147V145H64V147H65L66 149H67ZM189 146H190V145H189ZM217 146H216V147H217ZM225 146H224V147H225ZM61 147H63V146H61ZM70 147H72V144H71ZM202 147H203V146H202ZM218 147H219V146H218ZM218 147L216 148V150L218 149ZM221 147H222V146H220V149H218L220 153L223 152V151L221 150ZM240 147H241V148H240ZM242 147H243V148H242ZM245 147H246V149H245ZM247 147H248V148H247ZM48 148H49V147H48ZM50 148H51V147H50ZM52 148H53V147H52ZM52 148H51V149H52ZM68 148H69V147H68ZM180 148H181V147H180ZM51 149H50V150H51ZM177 149H178V148H177ZM190 149H193V147H191ZM190 149H189V150H190ZM198 149H199V148H198ZM214 149H215V148H214ZM50 150H49V151L47 150V151L50 152ZM210 150H211V149H210ZM216 150L214 151V153H217ZM53 151H54V150H53ZM181 151H182V150H181ZM185 151H187V149H186ZM193 151H194V149H193ZM196 151H197V150H195V152H196ZM206 151H207V150H206ZM206 151H205V152H206ZM208 151H209V150H208ZM236 151H237V150H236ZM238 152H237V154H235V155H238ZM244 152H245V151H244ZM248 152H249V151H248ZM248 152H247V153H248ZM177 153H178V152H177ZM179 153H180V152H179ZM183 153H184V151H182V153H180V155L183 154ZM187 153L190 154L191 152L187 151ZM193 153H194V152H193ZM208 153H210V152H208ZM214 153H213V154H214ZM260 153H261V152H260ZM50 154H52V152H50ZM185 154H186V152H185ZM211 154H212V153H210V155H211ZM213 154H212L211 156H212L213 159H215L214 156H213ZM218 154H219V153H218ZM218 154H216V155L218 156ZM241 154H243V153H241ZM261 154H262V153H261ZM263 154H264V153H263ZM183 155H184V154H183ZM183 155H182L183 158H182V157H179V158L181 159L182 162H183V160H184V156H185V155H184V156H183ZM202 155H203V154H202ZM214 155H215V154H214ZM216 155H215L216 158H218V157H220V156H222V157L224 156V154H223V155L219 154L218 157H217ZM227 155H228V154H227ZM227 155L225 154L226 157H227ZM235 155H230V156H228L227 158L229 159V157H231L232 160H230V159H229V160L232 161V163H233V162L236 161V160H233V159H235V158H233L232 156H235ZM246 155H247V156H246ZM252 155H254V156H252ZM252 155L250 154V159H251V160L249 159L248 154L245 153V154L243 155L244 157H245V156L247 157L248 160H247V159H246V160H247V162H250L249 164H246V162H245V161H246V160H245L246 157L244 158L245 161H243V160L241 159V158H243V157H241V158L239 157V156H241V155H238L237 157L235 156L236 159L238 158V160H240L241 162L243 161L242 163H243L244 165L246 164L247 167H248V165H249L248 168L245 167L246 165L243 166L242 164H241V165H242V166H241L242 169H241V167H240L239 164H238V165H239V166H238L239 169H237L238 167H236L237 164H236V165H233V166L236 167L237 171L241 169L242 171L240 170V171H239L240 173L243 172L245 169H246L247 172L250 171V170L253 168V167L250 165V164H251V161L253 160L254 163H256V161H257L256 158H257V157H260V155L258 156L257 154H255V152L252 153ZM255 155H257L256 158H255ZM178 156H179V155H178ZM187 156H188V155H187ZM204 156H205V155H204ZM251 156H252L253 158H252ZM200 157H201V156H200ZM261 157H262V156H261ZM188 158H190V159L187 160V158H186V156H185V160H186V162L188 161V163H189L190 160L193 159V157H192V159H191L190 156H189ZM201 158H202V157H201ZM209 158H210V156H209ZM223 158H225V157H223ZM223 158H222V159H223ZM227 158H225L224 160H227ZM254 158H255L256 160H255ZM182 159H183V160H182ZM195 159H196V157H195ZM198 159H199V158H198ZM206 159H208V158H206ZM218 159H219V158H218ZM222 159H219V160L221 161ZM177 160H178V159H177ZM185 160H184V161H185ZM202 160H203V161H202ZM224 160L222 161V162H223V165H222L221 162H220L219 166L222 165V166L225 167V164H227V163H228V165L232 164V163H229L230 161H229V162H227V161L224 162ZM238 160L236 161V163L239 162ZM181 161L178 160L177 163L180 164L179 166H181V164H182L183 166H185L184 168L186 169V168H187L186 165H187L188 163H187V164L184 163V162L181 163ZM193 161H194V163H195V160H194V159H193ZM197 161H198V160H197ZM197 161H196V163H197V164L200 163L201 165H202V163H205V162H206V161L204 160V158L200 159V162H199V161L197 162ZM204 161H205V162H204ZM209 161H210V159H209ZM213 161H214V162H215V161L217 162V160H213ZM213 161H212V162H213ZM174 162H175V161H174ZM179 162H180V163H179ZM191 162H192V161H191ZM214 162H213V163H214ZM226 162H227V163H226ZM241 162H239V163H241ZM244 162H245V163H244ZM258 162L260 163V165H261V167H262V172H263V175H264V159H261V161L258 160L257 163H258ZM177 163H176V164H177ZM192 163H193V162H192ZM196 163H195V164H196ZM210 163H211V162H210ZM184 164H186V165H184ZM190 164H191V163L188 164L189 167H190ZM200 164H198V165H200ZM206 164H208V162H207ZM233 164H234V163H233ZM208 165L212 166V163H211V164H208ZM213 165L215 166V164H213ZM183 166H181V170L183 169V168H182ZM193 166H194V167H193ZM204 166H205V165H202L201 168H203L204 171H206V170L208 169V168H206V167H208V166H207V165L205 166L206 169L204 168ZM210 166H209V167H210ZM214 166H212L211 168H213ZM216 166H217V163H216ZM219 166H217L215 169H218ZM222 166H220V167H222ZM226 166H227V165H226ZM250 166H251L252 168H251ZM191 167H193L194 170L197 169V168L195 167L194 164H193ZM197 167H198V166H197ZM199 167H200V166H199ZM229 167L232 168L231 165H230ZM243 167H244L245 169H244ZM193 168H192V173H194L195 171H197V170L194 171ZM201 168H199V169H201ZM222 168H223V167H222ZM222 168H220V169H222ZM225 168H226V167H225ZM230 168H228L229 170H227V168H226L225 171L228 173V171L231 172L232 170H235V169H233L234 167L232 168V170H230ZM249 168H251V169L248 170ZM179 169H180V168H179ZM185 169H183V170H185ZM188 169H191V168H188ZM203 169H201L202 173L204 172ZM220 169H219V172H217V173H216L215 170H214L215 173H213V174H218V173L222 172V171H220ZM243 169H244V170H243ZM181 170H180V171H181ZM183 170H182V172H183ZM209 170H211V172H213V169H210V168H209ZM209 170H208V172H209ZM222 170L224 171V168H223ZM254 170L256 171V169H253L252 172H253ZM176 171H177V170H176ZM187 171H190V170H187ZM201 171H200V173H201ZM217 171H218V170H217ZM235 171H236V170H235ZM235 171H233V172H235ZM255 171H254V173H255ZM190 172H191V171H190ZM190 172H185V171H184L183 174L186 173V175H187V173H190ZM208 172L206 171V173L204 174L205 177L207 176L206 174H208ZM226 172H225V173L222 172V174H224V175L227 176V177L229 176V174L232 173V172H231V173L229 172V174L227 175ZM247 172L244 173V174H246V175H244V176H242L243 173H241L242 175L239 174V173H238V174H239L240 176H242V178H245V176L249 175V173L247 174ZM252 172H251V173H252ZM192 173H190L189 175L186 176L187 179H189L188 176L190 177V175H191ZM197 173H198V171L196 172V174H195V173H194V174L197 176ZM202 173H201V174H202ZM254 173H252V175H250V177L254 175L255 178H256V175L258 176V171H257L255 174H254ZM259 173H260V172H259ZM209 174H212V173H209ZM213 174H212V175H213ZM232 174H233V173H232ZM235 174H236L237 176H239L236 172H235ZM235 174H233V175H235ZM202 175H203V174H202ZM212 175H211V177H207V178H209V179L211 180ZM220 175H221V174H220ZM224 175L221 176V178H222L223 180H224V178H227V177H224ZM183 176H184V177H182L181 172H180V176H179L180 178H179V179H181V180H182V178L185 179V175H183ZM209 176H210V175H209ZM214 176H215V175H214ZM214 176H213V177H214ZM218 176H219V175H218ZM218 176H216V177H217L216 179H213V178H212L213 181L216 180L215 183H218V184H219L220 181H221L222 183H225V182L227 181L226 183H228V182H230V180H231V179H230V180H229V179H228V180L226 179L225 181H222V179H221L220 177H218ZM230 176H231V175H230ZM230 176H229V178H230ZM193 177H194V175H193ZM205 177H204V179H206ZM223 177H224V178H223ZM235 177H236V176H235ZM235 177H234V178H235ZM164 178H165V177H164ZM191 178H192V177H190V179H191ZM194 178H195V177H194ZM214 178H215V177H214ZM219 178H220L221 180H220ZM236 178H238V177H236ZM236 178H235V179H236ZM240 178H241V177H240ZM247 178H248V176H247ZM258 178H261V177H258ZM258 178H256V179H258ZM169 179H170V178H167V181H168ZM174 179H175V177H174ZM179 179H178V180H179ZM184 179H183V180H184ZM187 179L184 180L185 183H186V181H188ZM190 179H189V180H190ZM200 179H203V178L200 177ZM200 179H199V180H200ZM209 179H208V180H209ZM217 179H218L219 181H218ZM248 179H249V178H248ZM172 180H173V179H172ZM172 180L169 181L168 183H169V184H172V182H175L176 179L173 180V181H172ZM183 180H182V181L179 180V183L181 182V183L183 184V183H184ZM206 180H207V179H206ZM206 180H205V183H206ZM208 180H207V183H211V185L214 184L213 186H215V183H212L213 181H212V182H209ZM237 180L240 181L242 184L245 182V185H244V186H246V183L249 185V183L246 182L245 179H244V180L242 179L244 182H243L241 179H240V180L237 179ZM237 180H235V181H236V183L238 184V181H237ZM249 180H250V179H249ZM249 180H247V181H249ZM251 180H252V177H251ZM251 180H250V181H251ZM253 180H254V179H253ZM258 180H259V179H258ZM261 180H262V178H261ZM193 181H194V180L192 179L191 182H193ZM202 181H203V180H202ZM217 181H218V182H217ZM250 181H249V182H250ZM259 181H260V180H259ZM262 181L264 182V180H262ZM262 181H261V182H262ZM151 182H152V181H151ZM151 182H150V183H151ZM154 182H155V181H154ZM154 182H152L153 185H154ZM162 182H163V181H161V183H162ZM164 182H165V179H164ZM164 182H163L162 184H164ZM170 182H171V183H170ZM176 182H177V181H176ZM203 182H204V181H203ZM221 182H220V183H221ZM240 182H239V183H240ZM161 183H160V184H161ZM165 183H167V182H165ZM168 183H167V184H168ZM177 183H178V182H177ZM177 183H176V184H177ZM185 183H184L183 185H185ZM194 183H196V181H195ZM197 183H199V185L201 186V181H198ZM205 183H203V185H207V187L211 186V185H208V184H205ZM222 183H221V184H222ZM226 183H225V184H226ZM241 183H240V184H241ZM259 183H260V182H259ZM147 184H148V183H147ZM167 184H166L167 187H165V185H163V188H162V189L167 188L166 190H163V192H162L163 194H161V193H160L161 195L158 194L159 192H161V191H159L160 188H159L158 185H157L158 187H156V190H153L154 193H152V194H155V193H156V195L158 194L160 197L157 195V198L159 197L160 200H161V198H162L161 196H164V197H165V195H166L165 193H167V192H164V191H168V189H170V187H168V186H171L172 189L175 187L174 185H167ZM173 184H175V183H173ZM176 184H175V185H176ZM187 184L189 185V182H188ZM187 184H186V185H187ZM190 184L192 185V183H190ZM229 184H230V183H229ZM229 184H228V185H229ZM242 184H241V186H242ZM153 185H151V186L154 187ZM155 185H156V184H155ZM186 185H185V186H186ZM194 185H195V184H194ZM203 185H202V187H203ZM226 185H227V184H226ZM226 185H225V186H226ZM231 185H232V184H231ZM248 185H247V186H248ZM262 185H263V184H262ZM145 186H147V185H145ZM151 186H150V187H151ZM161 186H162V185H161ZM172 186H174V187H172ZM178 186H179V185H178ZM178 186H177V189H178L181 185H180L179 187H178ZM213 186H212V187H213ZM220 186H222V185H220ZM223 186H224V184H223ZM241 186H240V187H241ZM244 186L240 188L239 185H238V188L242 189V188H244ZM247 186H246V187H247ZM143 187H144V185H143ZM182 187H184V186H182ZM187 187H188V186H187ZM189 187L192 188V186H189ZM189 187H188V188H189ZM207 187H206V188H207ZM212 187H211V189H210V187L208 188V189H210L209 191H211V190H215V188L213 189ZM215 187H216V186H215ZM226 187L228 188V186H226ZM226 187H225V188H226ZM231 187H232V186H231ZM258 187H259V185H258ZM146 188H147V187H146ZM146 188H145V189H146ZM148 188H149V187H148ZM158 188H159V190H157ZM195 188H196V187H195ZM195 188L193 187V189H195ZM204 188H205V187H204ZM206 188H205V189H206ZM220 188H221V187H220ZM151 189H152V188H150V190H148V192L150 191V193H151ZM154 189H155V188H154ZM172 189H171L172 192L170 191L171 194L177 192V191H174V190H172ZM174 189H175V188H174ZM177 189H176V190H177ZM199 189H201V187L199 188V186H198L197 189H196L195 191L197 192ZM202 189H203V188H202ZM205 189H203V190H205ZM229 189H231V188H229ZM229 189H228V190H229ZM240 189L238 190V192L240 191ZM259 189H260V190H264V185H263V186H260ZM140 190H141V189H140ZM179 190H181V187L179 188ZM179 190H178V191H179ZM187 190H188V189H187ZM190 190H192V189H190ZM190 190H188V192H189ZM206 190H207V189H206ZM223 190H224V189H223ZM223 190H221V191L223 192ZM226 190H227V189H226ZM228 190H227V192H229ZM153 191H152V192H153ZM156 191H157L158 193H157ZM173 191H174V192H173ZM181 191H182V190H181ZM192 191H193V190H192ZM192 191H191L190 194L187 193V194H188V197H191V199H188L187 195L185 196V193H186V192H184L185 200L188 199V203H190L189 201L192 200V196H193V195L190 196V195L192 194ZM195 191H194V193H196ZM199 191H201V193H204V191H202V190H199ZM199 191H198V192H199ZM231 191H232V190H231ZM139 192H140V191H139ZM142 192H143V191H142ZM168 192H169V191H168ZM170 192L167 193V194H170ZM205 192H206V191H205ZM207 192H208V191H207ZM213 192H214V191H213ZM224 192H225V193H224ZM224 192H223L224 196H222L223 198H222V197H221V198H222V200H223L224 202H226V201H225V198L227 197V196H226L227 193H226V191H224ZM150 193H149V194H150ZM194 193H193V194H194ZM211 193H212V192H210V194H211ZM229 193H230V194H228V196L230 195L229 197H231V196L234 195V194H232L233 192H232V193L229 192ZM241 193H242V192H241ZM241 193L239 192L238 194H241ZM258 193H259V192H258ZM121 194H122V192L120 193V196H122ZM140 194H141V193H140ZM140 194H139V195H140ZM143 194H145V192H144ZM171 194H170V195H171ZM204 194H206V193H204ZM204 194H203V195H204ZM208 194H209V193H208ZM212 194H213V193H212ZM212 194H211V195H212ZM225 194H226V195H225ZM262 194H263V193H262ZM262 194H261V193L258 194V197H261L260 195H262ZM123 195H124V193H123ZM126 195H128V194H126ZM126 195H125V196H126ZM199 195H200V194L194 195V197H198ZM201 195H202V194H201ZM211 195H210V196H211ZM120 196H118L117 198H119ZM144 196H145V195H144ZM151 196H152V195H151ZM154 196H155V195H154ZM166 196H168V195H166ZM171 196H172V195H171ZM205 196H206V195H204L203 198H206ZM210 196H209V198H212L214 195H212V197H210ZM215 196H216V195H215ZM225 196H226V197H225ZM236 196H238V195H236ZM128 197H129V199H127ZM132 197H133V194H132ZM152 197H153V196H152ZM152 197H151V198H152ZM169 197H170V196H169ZM169 197H168V198H169ZM186 197H187V198H186ZM194 197H193V199H194ZM201 197H202V196H201ZM207 197H208V196H207ZM224 197H225V198H224ZM229 197L227 198V200H229ZM233 197H234V196H233ZM246 197H248V195H247ZM246 197H244L243 199H245ZM120 198H121V197H120ZM122 198H123V196H122ZM122 198H121V199H122ZM130 198H131L130 195L127 196V197H124L123 199H126L127 201L124 200L125 203H124V205L122 204V205H123V208H122L121 205H120V206H121L120 208L125 209L126 202L129 203L128 200H129V201H134V200H130ZM157 198H156V200H157ZM170 198H171V197H170ZM170 198H169V199H170ZM172 198H173V196H172ZM209 198H208V200H209ZM213 198H214V197H213ZM216 198H217V197H215V199H213V202H212V200L210 199V204L212 203L211 206H212V205H213V206L215 205L216 207H213V208H214V209L217 208V211H218V209L220 208V205H223L224 203H223V204H220V203L223 202V201L221 202V200H220V202L218 201L219 203H217ZM235 198H236V197H235ZM123 199L120 200V201H119V199H118L119 203L123 202ZM163 199H164V198H163ZM166 199H167V198H165V201H163V202H167ZM169 199H167V200H169ZM195 199H196V198H195ZM263 199H264V197H263ZM113 200H117L116 197H114ZM199 200H201V201L203 200L202 202H201V201H200V202H201V203H204V199L201 198V199H199ZM208 200L206 199V201H208ZM214 200H216V201H215L216 204H214ZM231 200L234 201L232 197H231ZM239 200H240V199H239ZM118 201H116L117 204H118ZM158 201H159V200H158ZM170 201H171V199H170ZM170 201H168V202H170ZM193 201H194V200H193ZM193 201H192V202H193ZM196 201H198V198H197V200H195V203H196ZM206 201H205V202H206ZM244 201H245V200H244ZM244 201H243V202H244ZM107 202H108V201H107ZM112 202H114L113 205H115V201H112ZM161 202H162V201H161ZM171 202H172V201H171ZM200 202H199V203H200ZM228 202H230V200H229ZM228 202H227V203H228ZM99 203H100V202H99ZM110 203H111V201L109 202V204H110ZM185 203H186V201H185ZM197 203H198V202H197ZM199 203H198V204H199ZM227 203L225 204L226 206L229 205V204H227ZM230 203H232V202H230ZM238 203H239V202H238ZM100 204H102V202H101ZM104 204H106V203L104 202ZM104 204H103V205H104ZM109 204H108V207H106V205H105V207L108 208L109 211H111V210L113 209L111 212H112V213H113V212L115 213V211H116L117 209H115V211H114V208L119 207V204H118V206L115 205L114 208H112L113 205L110 204V205H111V206H110V207H111V210H110V208H109ZM129 204H130V203H129ZM129 204H128V206H129ZM159 204H160V202H159ZM163 204H164V203H163ZM165 204L168 206L167 203H165ZM171 204L174 205L173 203H171ZM171 204H169V206H172ZM206 204H209V202H208V203L206 202ZM210 204H209V205H210ZM219 204H220V205H219ZM254 204L257 205V203H254ZM103 205H101V206L103 207ZM155 205H156V204H155ZM185 205H186V204H185ZM199 205H200V204H199ZM199 205H197L196 207H197V208L200 207ZM204 205H205V204L201 205V207L203 208ZM209 205H207V206L205 205V208H204L205 211H204V212L207 211V207H210ZM217 205H219V206L217 207ZM225 205H224V206H225ZM248 205H249V204H248ZM252 205H253V203H252ZM252 205H251V206H252ZM255 205H254V206H255ZM128 206H127L126 208H128ZM160 206H162V205L160 204ZM164 206H165V205H164ZM167 206H166V207H167ZM193 206H194V205H193ZM254 206H253L251 209L255 208ZM258 206L261 207V205H258ZM105 207H104V209H105ZM129 208H130V207H129ZM129 208H128V209H129ZM163 208H164V207H163ZM167 208H168V207H167ZM170 208H171V207H170ZM187 208H188V205H187ZM211 208H212V207H211ZM211 208H208V209L210 210ZM225 208H226V207H225ZM262 208H263V206H262ZM156 209H157V208H156ZM158 209H159V208H158ZM194 209H195V208H194ZM220 209H221V208H220ZM255 209H257L256 211H258V207H257V206H256ZM255 209H253V211H255ZM106 210H107V209H106ZM209 210H208V211H209ZM222 210H223V209H222ZM249 210H250V209H249ZM263 210H264V209H259V212H260V215H261V216H258V218L264 216V214L261 213V211H263ZM127 211H128V210H127ZM165 211H166V209H165ZM197 211H198V210H197ZM197 211H196V212H197ZM202 211H203V210H202ZM202 211H201V212H202ZM256 211H255V212H256ZM111 212H110V213H111ZM199 212H200V211H198V213H199ZM204 212H203V213H204ZM209 212H210V214H209V213L207 214V212H206V214H207V215H211V214L216 213V211L213 213L212 210L209 211ZM211 212H212V213H211ZM220 212H222V211L219 210V213H220ZM226 212H229V214H230V211H226ZM226 212H222V213L225 214ZM219 213H216V214L211 215V216H212V217H214L215 215H220V216L222 215V216H223V214H219ZM252 213H253V212H252ZM199 214H200V213H199ZM204 214H205V213H204ZM227 214H228V213H227ZM229 214H228V216H229ZM150 215H151V214H150ZM154 215H155V214H154ZM200 215L202 216V214H200ZM200 215H199V216H200ZM258 215H259V214H258ZM203 216H204V215H203ZM203 216H202V217H203ZM256 216H257V215H256ZM155 217H156V216H155ZM204 217H206V216H204ZM215 217H216V216H215ZM215 217H214V218H215ZM206 218H207V217H206ZM209 218H210V217H209ZM217 218H218V217H217ZM219 218H220V217H219ZM227 218H228V217H227ZM154 219H155V218H154ZM224 219H225V218H224ZM201 220H203V219L201 218ZM205 220H206V219H205ZM209 220H210L209 223H206L207 221H204L205 223L203 222V224H205V225H203V226H207L208 224L211 225V226H213L214 223H215L216 221H218L219 219H218V220L215 219L216 221H215L214 219H212V220H214V223L211 221V219H209ZM220 220H221V219H220ZM220 220H219V221H220ZM226 221H227V220H225V222H226ZM210 222H212L213 224H210ZM220 222H221V221H220ZM145 223H146V222H145ZM218 223H219V222H218ZM222 223H223V222H222ZM222 223H221V224H222ZM206 224H207V225H206ZM209 225H208V226H209ZM208 226H207V227H208ZM207 227H206V228H207ZM261 227H262V225H261ZM262 228H263V227H262ZM263 229H264V228H263ZM262 231H264V230H262ZM260 232H261V229H260ZM260 232H259V233H260ZM263 233H264V232H263ZM263 233H262V234L260 233V234H261L262 236H264ZM255 235H256V237H257V233H256ZM255 235H252V236H255ZM261 235H260V236H261ZM239 236H240V235H239ZM242 236H243V235H242ZM260 236H259V241H257V239H255V241H256L257 243L261 241L260 238H262V236H261V237H260ZM250 237H251V235H250ZM243 238H244V237H243ZM252 238H253V240H254L255 237H252ZM252 238H251L250 242L252 241ZM257 238H258V237H257ZM263 238H264V237H263ZM241 240H242V239H241ZM263 240H264V239H262L261 243H262V242L264 243ZM239 242H241V241L239 240ZM242 242H243V241H242ZM253 242H254V241H253ZM254 243H255V242H254ZM261 243H260V244L258 243V244L261 245ZM247 244H248V243H247ZM251 244H253V243L251 242ZM251 244H250V245H251ZM258 244H257V245H258ZM248 245H249V244H248ZM254 245L256 246V243H255ZM259 245L256 246V247H260ZM262 245H263V244H262ZM252 246H253V245H252ZM254 248H255V247H254ZM256 249H257V248H256ZM251 250H254V249H251ZM261 250H262V249H261ZM254 252H256V251H254ZM0 263H1V261H0ZM2 264H3V263H2Z\"/></svg>",
    "mask_w": 264,
    "mask_h": 264
}]
</instances>
